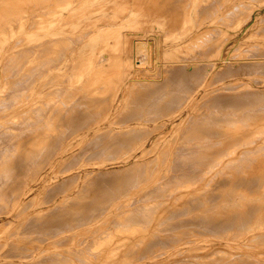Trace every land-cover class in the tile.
Listing matches in <instances>:
<instances>
[{
	"label": "rangeland",
	"instance_id": "1",
	"mask_svg": "<svg viewBox=\"0 0 264 264\" xmlns=\"http://www.w3.org/2000/svg\"><path fill=\"white\" fill-rule=\"evenodd\" d=\"M32 1V0H31ZM115 1V0H114ZM123 1V2H122ZM119 0L117 2H113L112 4V11L115 12L117 8H118V14H116L118 16V19H123L124 16L128 15L129 13H132L133 10H138L139 9V5H140V1L139 0ZM130 3H129V2ZM134 1V3H133ZM213 1V2H212ZM263 3H262V2ZM136 2V3H135ZM139 2V3H137ZM184 2V3H183ZM194 2V3H193ZM219 4H215L217 3ZM227 2L229 3V0H227ZM240 0H236V2L234 3V5H229L226 8L229 9L231 8V10H228L225 8L226 6V1L223 0H183L181 5V10H180V14L183 15V17L180 15V18H183L182 20L180 18L179 19V24H178V20L176 21V25H175V21L172 22L173 25L172 28H170L171 26H167L165 27L162 32H161V39L163 41V51L160 54V62L159 64H161V70L157 72L153 71L151 72L149 69V63H148V59L143 58L142 55V51L144 52V50L141 51V48H144L143 45V40H141V43L138 46L136 44V47L139 48V50L137 49V57L136 60H140V61H144V63L146 64V71L145 72H141L139 77H143L145 79H137V80H132L129 79L130 75L126 73V75L124 74L125 72H123L121 69L116 72L115 68V64L113 65L114 62V58H115V52L112 50V48L115 50V47H119L121 44L114 41L112 45L109 46L108 49H111V51L109 50L110 54L109 56L111 57V55L113 56V58H111L110 60L108 59L107 63L110 65H107V67L105 69H107V71H105V69H99L98 71L95 70H91L90 68H88V66L90 65V60H89V52L87 51H83L81 48L83 46L84 43H86V39H88V36L90 37V31H92L91 28H87V29H83L81 32L73 34L69 39V41H67L66 44H63V48H65V50H67L68 46L70 51L71 49L78 47V49H72L71 52L67 51L66 54H68L69 56V61H72L71 64L68 61H66V71H67V67L70 65V67H68L69 71L68 72H63L62 73V77L60 76V80L62 82H64V79H66L67 81H65L63 83V88L61 90L60 93V100L54 101L56 100V95L53 96H48V97H52L51 99H48V97L45 96H40V98L38 97L36 99V101L33 102V104L28 105V110L27 113L25 112L26 110H23L22 113H25V115L27 116L26 119L24 118H16V119H2L0 120V188L2 186V188L0 189V196L1 194H3L0 198L3 200H0V264H147L151 263L152 264H264V235L261 234L260 230H264V210L260 209L259 206L258 209L259 210H263V211H258L256 213L257 216H254V218H252L251 221L252 222V226L251 225V221L249 223H247V225H245L241 229H231L226 231H223L222 229V233L218 232V230H209L207 229L204 224L207 223L206 218H209V216L211 218H216L215 216L218 217V215H220V217L229 214V212H231L230 210H232V212L234 211V208L236 209L235 211H237V209H239L243 204L245 205V200H247V198H251L254 197V195H252L253 193H259L261 191V194L264 191V184L260 185V186H256V188L254 187L255 190H258L259 192L254 190L252 191L253 187H247L245 188V184L244 187L242 186V184H240L239 179L241 175H246L247 174V169H250L251 171H255V167L254 164H256L255 161H258L257 163H259V160L262 161L263 159L260 158L264 155V128L262 129V127H260L259 125H261V122H259L260 124H257L256 121H262V126L264 125V121L260 120L261 118H259L256 115L258 114H264V46L260 45L256 40L258 39L257 37H252L250 38L251 41L250 42H245V43H241L242 39H235L237 36L241 33V28L239 27H232L231 24L233 25V20H234V25L240 21V26L241 23H243L244 21H248L249 20V15H253V13L255 14L258 10H262L261 14L262 17L256 16V18L258 19V17L261 20H258L256 22V24L252 27V29H250V31H252V34L254 35L255 33L257 35L263 36L264 34V1L263 0H244L241 1L242 4L244 2L243 5H241V3H239ZM32 6H36L38 8V0H34L32 1ZM121 3V6H119ZM123 3V4H122ZM224 3V5H222ZM246 3V4H245ZM118 5V6H114V5ZM131 4V8L129 9ZM186 6H185V5ZM206 4V5H205ZM237 4V5H236ZM126 5H128V8L126 7ZM135 5V6H133ZM137 5V6H136ZM184 5V7H183ZM188 5V6H187ZM198 5V6H197ZM208 5V6H207ZM236 5V6H235ZM239 5H241V8ZM246 7H245V6ZM261 5V6H260ZM238 6V7H237ZM115 9H114V8ZM125 7V10H123ZM216 7V8H215ZM237 7V8H235ZM241 9H240V8ZM36 8V11L38 10ZM199 8V9H197ZM202 8V9H201ZM210 8V9H209ZM234 8V9H233ZM246 8V10L244 9ZM263 8V9H261ZM122 9V11L120 10ZM127 9L129 10L127 12ZM132 9V10H131ZM184 9V10H183ZM196 9L198 11H196ZM214 9H222L220 10L218 13L213 11ZM238 9H240L239 11H237ZM130 10L132 12H130ZM200 10V11H199ZM236 10V11H235ZM248 10V11H247ZM196 11V12H195ZM208 11V12H207ZM228 13H227V12ZM231 11V12H230ZM234 14H233V12ZM242 11V12H241ZM122 12V13H121ZM215 13V21H213V23L209 26V29L205 28L204 30H200L199 32H202L200 34H197L191 38H189V40L187 42H182L180 44H177V38L179 39L181 36L185 35L191 28H192V24H193V19L191 18L192 15H196L198 13H201V17L203 19V22H205V20H208L210 18L211 15H214ZM123 15H120V14ZM128 13V14H127ZM209 13V15H208ZM226 13V14H225ZM233 14V17L231 14ZM236 13V14H235ZM244 14V15H243ZM217 15V16H216ZM220 15V17H219ZM240 15V16H239ZM256 15V14H255ZM125 16V18H126ZM190 16V17H189ZM209 16V17H208ZM232 19L231 21V18ZM239 16V17H238ZM179 17V16H178ZM208 17V18H207ZM229 17V18H227ZM188 18V19H187ZM190 18V19H189ZM196 18V16H195ZM222 18V19H221ZM237 18V19H236ZM228 19V21H227ZM246 19V20H245ZM244 20V21H243ZM236 21V23H235ZM232 22V23H231ZM245 22V23H246ZM254 21L251 20V22L249 23L250 25H252ZM244 23V24H245ZM198 24V23H197ZM242 24V25H244ZM175 25V26H174ZM218 25V26H217ZM148 26H142L141 29H144ZM176 27V28H174ZM223 27V29H222ZM216 30H215V29ZM219 30H218V29ZM171 31H170V30ZM214 29V30H213ZM122 30H124L125 32H137V30L139 31L140 29L137 27H131L128 25L123 24L122 25ZM221 30V31H220ZM227 30V31H226ZM88 32L85 34V32ZM170 31V32H169ZM255 31V32H254ZM259 31V32H258ZM208 32V33H207ZM231 32V33H230ZM83 35H82V34ZM164 33V34H163ZM205 33V35H204ZM251 33V32H250ZM80 34V35H79ZM88 34V35H87ZM154 34V35H153ZM168 34V35H167ZM210 34V35H209ZM75 35V36H74ZM78 37H77V36ZM81 35L85 36L82 37L81 39ZM165 38H163V36ZM167 35V36H166ZM203 35V36H202ZM80 36V37H79ZM155 36V32H153L150 36V41L154 44L156 40H152V37ZM236 36V37H235ZM78 39H77V38ZM139 37V36H138ZM167 37V38H166ZM202 37V38H201ZM76 38V40H74ZM137 38V37H136ZM73 39V40H72ZM81 39V40H79ZM203 39V40H202ZM234 39V40H233ZM72 40V41H71ZM197 40V41H196ZM224 40V41H223ZM232 40V41H231ZM84 41V42H83ZM118 41H121V39H119ZM237 41V42H236ZM76 42V43H75ZM205 42V43H204ZM231 42V43H230ZM69 43V45H68ZM75 43V44H74ZM83 43V44H81ZM201 43V44H200ZM203 43V44H202ZM230 43V44H229ZM250 43V44H249ZM82 46H81V45ZM115 44V46H114ZM120 44V45H119ZM205 44V45H204ZM73 45V47H72ZM119 45V46H116ZM156 44H154L155 46ZM195 45V46H194ZM201 45V46H200ZM227 45V46H226ZM251 45V46H250ZM113 46V47H111ZM191 46V47H190ZM224 46H226L225 48V52L224 54L226 56H223L225 60L229 59V58H233L232 60H228L227 63H225V65L223 66L222 69H218L216 71H213V68L215 66V62L217 60L221 59V51L223 50ZM72 47V48H71ZM223 47V48H222ZM62 48V49H63ZM222 48V50H221ZM240 48V49H239ZM254 48V49H253ZM37 49V50H35ZM258 49V50H257ZM33 53L36 55L37 52V56H38V60H36L34 62V64L31 66V70L29 68L30 73H34L36 68L37 70L41 67H43V63L41 61V51L39 47H35L33 49ZM64 50V49H63ZM64 50V52H65ZM83 53H82V51ZM188 50V51H186ZM194 50V52H193ZM230 50V52H229ZM261 50V51H260ZM182 51V52H180ZM187 52V55L185 56L184 53ZM196 51V53H195ZM216 51V52H215ZM63 52V51H62ZM69 52V53H68ZM79 53V54H75V53ZM141 52V53H140ZM192 52V53H191ZM199 52V53H198ZM204 52V53H203ZM245 52V54H244ZM72 53V54H70ZM88 53V55L86 54ZM195 53V55H194ZM201 53V54H200ZM172 54V55H171ZM200 54V55H199ZM209 54V55H208ZM34 55V56H35ZM174 55V56H173ZM179 55V56H177ZM191 58H190V56ZM194 55V58H193ZM248 55V56H247ZM76 56V57H75ZM78 56V57H77ZM142 56V57H141ZM199 56V57H198ZM208 56V57H207ZM72 57V58H71ZM74 57V58H73ZM88 57V58H87ZM222 57V58H223ZM37 59V57H35ZM79 58V60H78ZM87 58L85 61L83 59ZM98 58V57H97ZM96 58V59H97ZM143 58V60H142ZM172 58V59H171ZM203 58V60H202ZM220 58V59H219ZM240 58V59H239ZM244 58V59H243ZM248 58V59H247ZM263 58V59H262ZM9 59L6 62H10V58H6ZM72 59V60H71ZM157 59L156 57H154V60ZM186 59L190 60L188 62H192V61H198L196 64L197 66H201L198 70L200 72H198L197 70L190 75L187 74L189 77H187V75H184V73H182L180 75V72L177 73L178 70L174 71L176 68L175 65L177 66V63H183L184 61H187ZM208 59V60H207ZM222 59V60H224ZM243 59V60H241ZM247 59V60H246ZM257 59V60H256ZM78 60V61H77ZM83 60V61H81ZM89 60V61H87ZM147 60V62H146ZM158 60V59H157ZM216 60V61H215ZM39 63H36L38 62ZM77 61V62H76ZM79 61H81L79 64ZM87 61V65L83 64V62ZM111 61V62H110ZM203 61V62H202ZM212 61V62H211ZM258 61V62H257ZM199 62L201 63L199 65ZM243 62V63H241ZM245 62H250V63H245ZM261 62V63H260ZM78 63V64H77ZM140 63V62H139ZM171 63V64H170ZM174 63V64H173ZM211 63H213V65L211 66ZM231 63V64H230ZM3 65H5V61H3L2 63ZM11 64V62L9 63ZM42 64V65H41ZM74 64V65H73ZM209 64V65H207ZM230 64V65H229ZM244 64L246 66H244ZM253 64V65H252ZM259 64V65H258ZM263 64V65H262ZM38 65L36 68H34L33 66ZM41 65V67H40ZM81 65L83 67H81ZM86 67H85V66ZM169 65V66H168ZM230 67H229V66ZM241 65V67H240ZM248 65V66H247ZM7 67V64L5 65ZM4 66V67H5ZM8 65V67L4 68V70H2V72H7L10 75V70L12 68V66ZM73 66V68L71 67ZM76 66V68H75ZM78 66V67H77ZM113 66V67H112ZM179 66V65H178ZM228 66V68H227ZM236 66V67H235ZM239 66V67H238ZM33 67V68H32ZM85 67V68H84ZM110 67V68H109ZM203 67V68H202ZM225 67V68H224ZM246 67V69H245ZM249 67V68H248ZM252 67V68H251ZM9 68V71H7ZM79 68V69H78ZM80 68L82 71H84V73L82 71H80ZM170 68V70L168 69ZM171 68H174V70H171ZM179 69V67H177ZM182 68V67H181ZM196 68V69H198ZM208 68V69H207ZM73 69H77V70H73ZM112 69V70H111ZM211 69V70H210ZM227 69V70H226ZM231 69V71H229ZM36 70V75L35 73L32 75L30 73H28L29 78L27 76V80H26V87L23 90H19L18 94H21V91H27V88L32 89L31 87H33V89L36 91L40 90V87L42 86V82L41 81V76L42 74L39 75L38 72ZM42 70V69H39ZM73 70V71H72ZM88 70H89V74H88ZM102 70V71H101ZM109 70V71H108ZM168 70V71H166ZM205 72H204V71ZM208 70V71H207ZM245 70V71H244ZM248 70V71H247ZM28 71V72H29ZM32 71V72H31ZM78 71V73L76 72ZM87 74H86V72ZM92 71V72H91ZM94 71V72H93ZM105 71V72H104ZM114 73H112V72ZM149 73H148V72ZM167 74H166V72ZM210 71V73H209ZM228 71V72H227ZM235 71V74H233ZM80 72V73H79ZM83 75H81L82 73ZM109 72V73H108ZM225 72V73H224ZM246 72V73H245ZM3 73V74H4ZM41 73V72H40ZM77 73V75H76ZM144 73V74H142ZM161 73V74H160ZM169 73V74H168ZM209 73V74H208ZM224 73V74H223ZM238 73V74H237ZM252 73V75H251ZM64 74V75H63ZM85 74V75H84ZM101 77H100V75ZM113 74V75H112ZM154 74V75H153ZM175 74H179L178 76ZM5 75V77H4ZM3 75L4 77V85L5 88H7L8 91L10 92L11 90V86L10 84H7L9 81V78H7V74L5 73ZM7 75V76H6ZM88 75V78H86ZM112 75V76H110ZM126 77H125V76ZM169 75V76H168ZM224 75H226L224 77ZM247 75V76H246ZM36 76V77H35ZM79 76V77H77ZM85 76V77H84ZM108 76H110L109 78H107ZM124 76V77H123ZM183 76V77H182ZM232 76V77H231ZM10 77V76H9ZM37 77H40V81L38 79L37 81ZM66 77V78H65ZM82 77V78H81ZM90 77V78H89ZM100 77V79H99ZM129 77V78H128ZM153 79H151V78ZM162 77V78H161ZM166 77V78H165ZM182 77V78H181ZM186 77V78H185ZM190 77L192 79H190ZM205 77V78H204ZM230 77V78H229ZM75 78V80H74ZM79 78V80H78ZM80 78L82 81L85 80L87 81L85 84L83 82H79ZM84 78V79H83ZM103 78V81H102ZM105 78V80H104ZM187 80H185V79ZM224 78V79H223ZM30 79H34V84L33 80H31L32 84H34V86L32 84H30L31 82L28 81ZM77 79V80H76ZM92 79V80H91ZM128 81H127V80ZM251 79V80H250ZM100 83H99V81ZM112 80V81H111ZM124 80V81H123ZM166 80V81H165ZM185 80V81H184ZM224 80V81H223ZM78 83H77V82ZM91 81V82H90ZM94 81H98V82H94ZM114 81V82H113ZM123 81V82H120ZM162 81V82H160ZM183 81V82H182ZM188 81V82H187ZM199 81V82H198ZM201 81V82H200ZM220 81V82H219ZM6 82V83H5ZM30 82V83H28ZM39 82V85H38ZM69 82V83H67ZM75 82V83H74ZM130 82V83H129ZM133 82V83H131ZM135 82V83H134ZM140 82V83H139ZM142 82V83H141ZM148 82V83H147ZM186 82V83H185ZM193 82V83H192ZM205 82V83H204ZM239 82V83H237ZM263 82V83H262ZM66 83V85H65ZM73 83V84H71ZM90 83V84H88ZM105 83V84H103ZM109 83V86H107ZM129 83V84H128ZM152 83V85H151ZM162 83V84H161ZM197 83V84H196ZM203 83V84H202ZM231 83V84H230ZM30 84V85H29ZM97 84V85H96ZM102 84L105 86H102ZM126 84V85H125ZM136 84V85H135ZM193 84V85H192ZM227 84V85H226ZM8 85V86H7ZM32 85V86H31ZM69 85V86H67ZM71 85V86H70ZM76 85V86H75ZM84 85V86H83ZM86 85V86H85ZM92 85V86H91ZM132 85V86H130ZM143 85V86H142ZM192 85V86H191ZM198 85V86H197ZM235 85V86H234ZM31 86V87H29ZM65 86V88H64ZM68 89H67V87ZM102 86V88H101ZM129 86V87H128ZM141 88H140V87ZM146 86V87H145ZM172 86V87H171ZM190 86V87H189ZM200 86V87H199ZM224 86H226V89ZM35 87V88H34ZM70 87V90H69ZM79 87V88H78ZM87 87V88H86ZM97 87V88H96ZM128 87V88H127ZM132 87V88H131ZM134 87V88H133ZM136 87V88H135ZM143 87V88H142ZM154 87H156L157 89H155ZM186 87V88H185ZM220 87V88H219ZM234 87V89H233ZM247 87V88H246ZM4 88L3 94H8L9 92L6 91L7 89ZM37 88L39 90H37ZM110 88V89H109ZM146 90H145V89ZM151 88V89H150ZM197 88H200V91H198L197 93ZM232 88V89H230ZM10 89V90H9ZM77 89V91L75 90ZM83 89V90H81ZM95 89V90H94ZM98 89V90H97ZM128 89V90H127ZM151 91H150V90ZM162 89V90H161ZM217 89V90H216ZM72 90V91H71ZM107 90V91H105ZM140 90V91H139ZM157 90V91H156ZM220 90V91H219ZM225 90V91H224ZM232 90V91H231ZM242 90V91H241ZM255 90V91H254ZM31 90H28L27 92H29ZM92 91V92H91ZM96 91V92H95ZM98 91V92H97ZM101 91V92H99ZM105 91V93H104ZM135 91V92H134ZM143 91V92H142ZM145 91V92H144ZM162 91V92H161ZM179 93H176V92ZM206 91V92H205ZM222 91V92H221ZM224 91V92H223ZM249 91V92H248ZM12 92V91H11ZM9 93L6 97H11V99L13 98L12 93ZM68 92V93H66ZM137 92V93H136ZM164 92V93H163ZM194 92V94H193ZM196 92V93H195ZM221 92V93H220ZM226 92V93H225ZM245 92V93H244ZM74 93V94H73ZM87 93V94H86ZM92 93V94H91ZM95 93V94H94ZM143 93V95H142ZM150 93V94H149ZM153 93V94H151ZM188 93V94H187ZM201 93V94H200ZM230 93V94H229ZM236 93V94H235ZM240 93V94H239ZM252 93V94H251ZM255 93V94H254ZM1 94V97L2 95ZM5 94V95H6ZM12 94V96H11ZM17 94V93H15ZM17 94V95H18ZM81 94V95H80ZM115 94L120 96V100L118 102V106L117 109H115L114 112H111V110H107L108 108L111 109L112 105L110 104V102L113 104V99L115 97ZM141 94V95H140ZM146 94V95H145ZM159 94V95H158ZM166 94V95H165ZM178 94V95H177ZM192 94V95H191ZM196 94L197 98H194ZM216 94V95H215ZM218 94V95H217ZM219 94L221 95V97L219 96ZM224 96H223V95ZM242 94V95H241ZM261 98H259L257 95ZM75 95V96H74ZM105 95V97H104ZM108 95V96H107ZM161 95V96H160ZM228 95V96H227ZM237 98H236V96ZM253 95V96H252ZM263 95V96H262ZM4 96V95H3ZM19 96V95H18ZM67 96V97H66ZM82 96V97H81ZM84 96V97H83ZM138 96V98H137ZM143 96V97H142ZM145 96V97H144ZM156 96V97H155ZM178 96V98H176ZM191 96V97H190ZM200 96V97H199ZM234 96V98H233ZM252 96V98H251ZM256 96V98H255ZM7 98L6 100L1 99L0 100V106H2V108L0 107V115L5 114V112L7 110L10 109V107L12 106L11 104V99ZM42 97V98H41ZM44 97V98H43ZM47 97V98H46ZM77 97V98H76ZM78 97L80 99H78ZM126 97V98H125ZM173 97V98H172ZM204 97V98H203ZM225 97H227L225 99ZM66 98V99H65ZM71 98V99H70ZM72 98H74L72 100ZM83 98H85L83 100ZM98 98V100H97ZM101 98V99H100ZM108 98V99H106ZM111 98V99H110ZM140 98V99H139ZM144 98V99H143ZM156 98V100H154ZM163 98V99H162ZM167 98V99H166ZM233 98V100H232ZM241 98V99H239ZM46 99V101H45ZM80 102H78V100ZM91 99V101L89 100ZM93 99V101H92ZM100 99V100H99ZM103 99V100H102ZM177 99L180 101H177ZM191 99V101H190ZM236 99V100H235ZM238 99V100H237ZM259 101H256V100ZM10 100V101H9ZM43 100V101H41ZM68 100V102H70L68 104V102L66 101ZM71 100V101H69ZM75 100V101H74ZM83 100V101H82ZM89 100V101H88ZM141 100V101H139ZM145 100V101H144ZM174 100V101H172ZM212 100V102H211ZM218 100V101H217ZM220 100V102H219ZM241 100H243L244 102H247L244 104V102H242ZM253 100V101H252ZM261 100V101H260ZM65 102L66 105H64L63 103ZM77 101V102H76ZM88 103H87V102ZM172 101V102H171ZM214 101V102H213ZM224 104H223V102ZM226 101V102H225ZM239 101V102H238ZM241 101V102H240ZM8 103V106L6 105V108L9 107V109L7 108V110L4 108V106L1 104H5ZM50 102V103H49ZM53 102V103H52ZM55 102V103H54ZM58 102H60V104H58ZM78 103V106L76 105V103ZM83 104H82V103ZM121 102V103H120ZM128 102V103H127ZM144 102V103H143ZM151 102L153 104H151ZM161 102V103H160ZM216 102V103H215ZM222 102V103H221ZM258 102V103H257ZM206 103V104H205ZM211 103V104H210ZM215 103V104H213ZM230 103V104H228ZM45 104V105H44ZM50 104H54L53 107L51 105L52 108L49 107ZM63 104V105H62ZM86 104V105H85ZM94 104V105H93ZM105 104V105H103ZM110 104V105H108ZM136 104V105H135ZM150 104V105H149ZM164 104V105H162ZM203 104V105H202ZM221 104V105H219ZM233 104V105H231ZM60 105V106H59ZM82 105V106H81ZM93 105V106H92ZM138 105V106H137ZM171 105V107H170ZM258 105V106H257ZM32 106V108H31ZM58 106V107H57ZM67 107L65 109L69 108V113H73V114H78L79 112L75 111H82L80 112L81 115H84V118L86 119L85 122H89L88 120L94 121L96 122L98 119H103L104 115L105 117L108 116V114H111V118L107 117V119L103 120L104 122H108V124L103 127V129H100L101 131H97L96 133H93L90 137L88 138H82L79 136H76L72 139L68 138V134L70 133V131L72 129H75L77 126H75L74 128L72 127L71 123L69 125V121L71 122L72 120H69L68 122H66L65 120L62 122L63 124H68V128L65 127V125L63 124H58L57 123V115L58 112H60L58 110V108H64ZM70 106V107H69ZM77 106V108H76ZM84 106V107H83ZM106 106V107H105ZM110 106V107H109ZM194 106V107H193ZM197 106V107H196ZM206 106V107H205ZM244 106V107H243ZM248 106V109H247ZM253 106V107H252ZM255 106V107H254ZM30 107V108H29ZM39 107V108H37ZM44 107V108H42ZM50 108V111H57L56 113H52L49 110H47V108ZM75 107V108H74ZM126 107V108H125ZM150 109H149V108ZM155 107V108H154ZM165 107V108H163ZM180 107V108H179ZM219 107V108H218ZM243 107V108H242ZM252 107V108H251ZM56 108V110L54 109ZM72 108V109H70ZM93 108V110H92ZM96 108V109H95ZM125 108V109H124ZM163 108V110H162ZM2 109V110H1ZM32 109V110H31ZM38 109V110H37ZM43 109V113L47 112L45 116H50L51 114H53L52 116L48 117H44V115H41L38 117L39 112H41V110ZM52 109V110H51ZM54 109V110H53ZM91 111H90V110ZM99 109V110H98ZM147 109V110H146ZM158 109V110H156ZM165 109V110H164ZM218 109V110H217ZM237 109V110H236ZM251 109V110H250ZM263 109V110H262ZM72 110V111H71ZM103 110H107V112L105 113ZM123 110V111H121ZM134 110V111H133ZM184 113V119L182 120V118L180 116L177 115V113H179L180 111ZM185 110V111H184ZM205 110V111H204ZM261 112H259V111ZM98 111V112H97ZM110 111V112H108ZM169 111V112H168ZM213 111V112H212ZM219 111V112H218ZM226 111V112H225ZM228 111V112H227ZM263 111V113H262ZM34 112V113H33ZM50 114H49V113ZM88 114V112H90L88 115L90 117H85L86 113ZM92 112V113H91ZM121 112V113H120ZM158 112V113H156ZM162 112V113H161ZM203 112V113H202ZM205 112V113H204ZM215 112V113H214ZM223 112V113H222ZM225 112V114H224ZM236 112V113H234ZM255 114H254V113ZM42 112L40 114H43ZM79 113V114H80ZM99 113V114H98ZM115 113V114H114ZM208 113V115H207ZM227 113V114H226ZM31 114V115H30ZM33 114V116H32ZM56 114V116H55ZM93 114V115H91ZM103 114V115H102ZM109 114V115H110ZM186 114V115H185ZM195 114V115H193ZM215 114V115H214ZM224 114V115H223ZM86 115V116H88ZM95 115H100V116H95ZM121 115V116H120ZM150 115V116H149ZM164 115V116H163ZM173 115L175 116L174 118L177 119L175 121L174 124L171 123ZM212 115V117H211ZM214 115V116H213ZM221 117H220V116ZM234 115V116H233ZM251 115V116H250ZM29 116V117H28ZM37 116V117H36ZM54 116V117H53ZM154 116V117H153ZM196 116V118H195ZM218 116V117H217ZM232 116V117H231ZM53 117V119H52ZM56 117V119H54ZM96 120H95V118ZM104 117V118H105ZM114 117V118H113ZM150 117V118H149ZM164 117V118H163ZM46 118V120H45ZM88 118V119H87ZM119 120H118V119ZM167 118V119H166ZM181 118V119H180ZM207 118V120H206ZM212 118V119H211ZM219 118V120H218ZM229 118V119H228ZM18 119V120H17ZM48 119V121H47ZM50 119V121H49ZM52 119V120H51ZM100 119V120H101ZM117 119V120H116ZM130 119V120H129ZM132 119V120H131ZM196 119V120H195ZM199 119V120H197ZM214 119V120H213ZM246 119V120H245ZM42 120V121H41ZM56 120V122L54 123V121ZM113 120V121H112ZM115 120V121H114ZM171 120V121H170ZM194 120V121H192ZM216 120H218L216 122ZM224 120V121H223ZM226 120V121H225ZM235 120V121H234ZM248 120V121H247ZM15 121V123H14ZM20 121V122H19ZM32 121V122H31ZM47 121V122H46ZM76 121V120H74ZM144 121V122H143ZM190 121V122H188ZM212 122V123H206V122ZM231 121V123H230ZM65 122V123H64ZM73 122V121H72ZM77 122V123H76ZM75 122V124L77 125L79 122L78 120ZM115 122V123H113ZM120 122V123H119ZM124 122H125V126H124ZM128 122V123H127ZM131 122V123H130ZM200 122V125H198L197 123ZM215 122V123H214ZM222 122V124H220ZM233 122V124H232ZM255 122V123H254ZM9 123V124H8ZM11 123V125H10ZM31 125H30V124ZM32 123L34 125H32ZM44 123V124H43ZM59 125H57V124ZM113 123V124H112ZM122 123V124H121ZM135 123V124H134ZM140 123V124H139ZM192 125H191V124ZM214 123V124H213ZM220 125H218V124ZM224 123V125H223ZM226 123V124H225ZM230 125H229V124ZM245 123V124H244ZM252 123V124H251ZM256 125H254V124ZM3 124V125H2ZM21 124V125H19ZM36 124V125H35ZM55 124V127L54 125ZM133 124V125H131ZM138 124V125H137ZM197 124V127H196ZM202 124V125H201ZM209 124V125H207ZM213 124V126H212ZM216 124V125H215ZM232 124V125H231ZM235 124V125H234ZM53 125V126H52ZM57 125V126H56ZM111 125V126H110ZM117 127H116V126ZM123 125V127H122ZM147 125V126H146ZM149 125V126H148ZM195 125V127L193 126ZM206 125V126H204ZM215 125V126H214ZM222 128H226V129H234V131H237L239 133V136H241L242 130L243 134L241 137L242 140L240 142L239 145H237L238 143L236 142V145L234 146L235 149H233V145H232V150L231 148L228 149H223L222 152H218L215 154H211L209 149H213L216 146H219V144L221 143L219 141V136L218 135H209V134H205L204 136H197L198 134H204L206 133L203 129H205L207 126L212 130H214L215 128L217 129V127H221ZM226 125V126H225ZM229 125V126H228ZM251 125H254L250 128ZM257 125L259 128H257ZM21 128H19V127ZM45 126V127H44ZM52 129H51V127ZM67 126V125H66ZM225 126V127H224ZM228 126V127H227ZM231 126V127H230ZM31 127V128H30ZM42 127H44L43 129H41ZM49 127V128H48ZM115 129H113V128ZM123 130V132L121 131V129ZM126 129H125V128ZM131 127V128H130ZM144 127V128H142ZM160 127V128H159ZM192 127V128H191ZM200 127H202L203 129L200 130L202 132L199 133V129H201ZM241 129H240V128ZM245 127V128H244ZM259 129V130H257ZM264 127V126H263ZM7 128V130H6ZM19 128V129H18ZM38 128V129H37ZM65 128V129H64ZM81 127H79L80 129ZM119 128V129H118ZM147 128V129H146ZM155 128V129H154ZM198 131H196V129ZM237 128V129H236ZM243 128V129H242ZM253 128V129H252ZM260 134H258L259 132ZM3 129V130H2ZM39 129H41L42 131H40ZM63 129V130H62ZM107 129V130H106ZM117 129V130H116ZM135 130V132H133V130ZM151 129V130H150ZM194 131H192V130ZM208 129V128H206ZM251 131L249 132L248 130ZM25 130V132H24ZM28 130V132H27ZM30 130V131H29ZM32 130V131H31ZM105 130V131H104ZM130 130V131H129ZM143 130V132H142ZM239 130L241 132H239ZM253 130V131H252ZM262 130V132H261ZM4 131V132H3ZM9 131V132H8ZM19 131V132H18ZM21 131V132H20ZM38 131V132H37ZM57 131V132H55ZM76 131V129H75ZM121 131V132H120ZM132 131V132H131ZM178 131V132H177ZM256 131V132H255ZM12 132V133H10ZM41 132V133H40ZM52 132V133H51ZM62 132V133H60ZM69 132V133H68ZM71 132V133H72ZM120 132V133H119ZM141 132V133H140ZM192 136H191V134ZM196 132L198 134H196ZM249 132V133H248ZM3 133V134H2ZM33 133V134H32ZM35 133H37L35 135ZM119 133V134H118ZM126 133V134H125ZM137 133V134H136ZM245 133V134H244ZM251 133H253V135H251ZM2 134V135H1ZM50 134V135H49ZM101 134V135H100ZM106 134V135H105ZM122 134V136H121ZM129 134H131V136H129ZM145 134V135H144ZM246 134H250V136L246 135ZM254 134H256L254 136ZM258 134V135H257ZM263 134V135H262ZM5 135V136H4ZM46 135V136H45ZM95 135V136H94ZM99 135V136H98ZM128 135V136H126ZM187 135V136H186ZM260 135V136H259ZM13 136V138H12ZM41 139H40V137ZM56 136V137H55ZM117 136V137H116ZM126 136V137H125ZM197 136V138H196ZM211 136V137H210ZM227 137H232V134L229 133L226 135ZM238 136V137H239ZM253 138H252V137ZM3 137V139H2ZM23 137V138H22ZM62 137V138H61ZM110 137V138H109ZM115 137V138H114ZM127 137L129 139H127ZM135 137V139H134ZM183 137V138H181ZM199 137V138H198ZM206 137V139H205ZM208 137V138H207ZM218 139H217V138ZM11 140H10V139ZM28 138V139H27ZM65 138V141H64ZM118 138V139H116ZM123 138V140H122ZM125 138V139H124ZM130 138L132 141H130ZM143 138H145L143 140ZM211 138V139H210ZM213 138V139H212ZM245 138V139H244ZM259 138V139H257ZM262 138V142L261 139ZM34 139V140H33ZM67 139V140H66ZM127 139V141H126ZM180 139V140H179ZM192 139V140H190ZM196 139V140H195ZM198 139H200L198 142ZM208 139V140H207ZM215 139V140H214ZM43 140V141H42ZM73 140V142H71L70 144H68V141ZM109 140V141H108ZM115 140V143H114ZM138 140V141H137ZM183 140V141H182ZM206 140V141H205ZM210 140V141H209ZM237 140H240V138H238ZM243 140H247L243 143ZM251 140V141H249ZM256 141V144H252L254 143L253 141ZM259 140V144H257ZM26 141V142H25ZM33 141V142H32ZM67 141V142H66ZM105 141V142H104ZM107 141V142H106ZM123 141V142H121ZM126 141V142H125ZM140 141V142H139ZM145 141V142H144ZM147 141V142H146ZM185 141V142H184ZM197 141V143H196ZM214 141V142H213ZM219 141V142H218ZM14 142V143H13ZM28 142V143H27ZM32 142V143H31ZM109 142L111 144H109ZM137 142V143H136ZM139 142V143H138ZM177 142V144H176ZM205 144H204V143ZM209 142V143H208ZM213 142V143H212ZM216 142V143H215ZM219 144H218V143ZM246 142H248L246 144ZM2 143V144H1ZM4 143V144H3ZM21 145H18V144ZM26 143V144H25ZM67 143V144H66ZM120 143V144H118ZM124 143V144H123ZM136 145H134V144ZM143 143V144H141ZM193 143V144H192ZM207 143V144H206ZM212 143V144H211ZM244 144V148L246 149V147L250 150L248 151L245 150L244 148H242V144ZM25 144V145H24ZM35 144V145H34ZM40 144V145H39ZM45 144V145H44ZM55 144V145H54ZM63 144V145H62ZM118 144V145H117ZM129 146H128V145ZM192 144V146H191ZM202 144V145H201ZM252 146H251V145ZM15 145V146H14ZM18 145V146H17ZM39 147H38V146ZM43 145V146H42ZM50 145V146H49ZM53 145V146H52ZM60 145L64 146L61 147ZM68 145V146H67ZM110 145V146H109ZM116 147H114V146ZM120 145V146H119ZM124 147H123V146ZM146 146V149L143 153V151H140L141 147ZM186 145V146H185ZM198 145V147H197ZM209 145V146H208ZM246 145V147H245ZM258 145H261L260 147ZM10 146V147H9ZM24 146V147H23ZM48 146V147H47ZM70 146V147H69ZM89 146V147H88ZM133 146V147H132ZM136 146V148H135ZM156 146V147H155ZM240 146V147H237ZM257 146V147H256ZM17 147V150H16ZM19 147V149H18ZM28 147V148H27ZM56 147V148H55ZM78 147V148H77ZM158 147V148H157ZM182 149H181V148ZM194 147V148H193ZM202 147V149H201ZM205 147H207L206 149H204ZM32 148V149H31ZM38 148V150L36 149ZM53 148V149H52ZM61 148L62 150L60 151ZM67 148V149H66ZM96 148V149H95ZM126 148V149H125ZM138 148V149H137ZM155 148V149H154ZM163 148V149H162ZM197 148V149H196ZM236 148H238L236 150ZM240 148V149H239ZM255 148V149H254ZM37 150L35 152V150ZM50 149V150H49ZM59 149V150H58ZM71 149V150H70ZM128 149V150H127ZM167 149V150H166ZM184 149V150H183ZM190 149V150H189ZM243 149L244 152L241 150ZM24 150V151H23ZM56 155H62L63 157L65 156V158L62 157L63 160L62 162H60L59 158L57 159V156H52L53 154H55L54 152H56ZM66 150V151H65ZM90 150V151H89ZM114 150V151H113ZM121 150H123L124 152H122ZM133 150V152H132ZM148 150V151H147ZM196 150V151H195ZM202 150V151H201ZM209 150V151H208ZM226 150V151H225ZM235 150H236V154H235ZM19 151V152H18ZM51 153H50V152ZM53 151V152H52ZM63 151L67 152L64 153ZM109 151V152H108ZM127 151V152H126ZM138 151L139 156L137 157V161H139V163H137L136 165H131V167L129 168H122L120 169V164L122 163V161L126 158V156H128V154L130 155L131 153ZM200 151V152H199ZM207 151V152H206ZM240 151L239 155L238 152ZM256 151V152H255ZM261 153H260V152ZM263 151V153H262ZM6 152V153H5ZM40 156H39V154ZM75 152V153H74ZM165 152V153H164ZM177 152V153H176ZM204 152V153H201ZM206 152V153H205ZM209 152V153H208ZM229 152V153H227ZM248 154H247V153ZM6 155H4V154ZM8 153V154H7ZM15 155H14V154ZM27 153V154H26ZM33 153V155H31ZM62 153V154H61ZM86 153V154H85ZM105 153V154H104ZM144 155H143V154ZM158 153V154H157ZM200 155H199V154ZM222 153V154H221ZM225 153V154H224ZM232 155H231V154ZM243 153V154H242ZM246 153V154H245ZM43 154V155H42ZM50 154V155H49ZM64 154V155H63ZM84 154V155H83ZM122 154V155H121ZM186 154V155H185ZM188 154V155H187ZM191 154V155H190ZM196 154V155H194ZM208 154V155H207ZM234 154V155H233ZM245 154V155H244ZM17 155V156H16ZM29 155V156H28ZM38 155V156H37ZM72 155V156H71ZM83 155V156H80ZM90 155V156H89ZM124 155V157H123ZM143 155V156H142ZM154 155V156H153ZM164 155V156H163ZM207 155V156H206ZM219 155V156H218ZM226 155V156H225ZM5 156V157H4ZM9 156V157H8ZM24 156V157H23ZM32 158H31V157ZM43 156V157H42ZM71 156V157H70ZM80 156V159H79ZM176 158H175V157ZM186 156V157H185ZM189 156V157H188ZM195 156V157H194ZM213 156H218L219 158H221V160L217 157L216 161L213 160ZM221 156V157H220ZM235 156V157H234ZM237 156V157H236ZM259 156V158H257ZM45 157V158H44ZM67 157V158H66ZM124 159H123V158ZM161 157V158H160ZM166 157V158H165ZM194 157V158H193ZM198 159H197V158ZM210 157V158H208ZM225 157V158H224ZM241 157V158H240ZM245 157V158H244ZM249 157V158H248ZM253 157V158H252ZM6 158V159H5ZM31 158V159H30ZM35 158V159H34ZM38 158V159H36ZM55 158V161H54ZM142 158H145L142 160ZM149 158V159H148ZM193 158V159H192ZM208 159V161L206 159ZM215 158V157H214ZM248 158V159H247ZM251 158V159H250ZM257 158V159H256ZM264 158V157H263ZM10 159V160H9ZM42 159V160H41ZM50 159L52 160L51 163H56V164H51L48 161H50ZM57 159V160H56ZM77 159V160H76ZM109 159V160H108ZM141 159V160H140ZM163 159V160H162ZM176 159V160H175ZM187 161H186V160ZM195 159V160H194ZM203 159V160H202ZM211 160V164L213 165V162L215 161L216 164L215 166L211 165V167H209L208 165H205L206 162L208 164H210V160ZM222 162V164L219 162ZM224 159L226 164L224 163ZM241 159V160H240ZM254 162H253V160ZM22 160V161H21ZM27 160V161H26ZM59 160V161H58ZM69 160V161H68ZM149 160V161H148ZM174 162H173V161ZM179 161V164H181L180 166L177 165ZM185 160V161H183ZM200 163H199V161ZM245 160V161H244ZM252 160V161H251ZM14 161V162H13ZM16 161V162H15ZM30 161V162H29ZM57 161V162H56ZM121 161V162H120ZM152 161H154V163H152ZM196 161V162H195ZM203 161V162H202ZM242 161V162H241ZM249 161V163H248ZM251 161V162H250ZM10 164H9V163ZM20 162L21 165H19L18 163ZM22 162V163H21ZM79 164H78V163ZM142 162V163H141ZM146 162V163H145ZM160 162V163H159ZM177 162V163H176ZM181 162V163H180ZM187 162V163H185ZM198 162V163H197ZM214 162V163H215ZM218 162V163H217ZM252 162L254 164H252ZM264 162V160H263ZM26 163V164H25ZM31 163V164H30ZM42 163V164H41ZM169 163V164H168ZM171 163V164H170ZM190 163V164H189ZM203 163V164H201ZM233 163V164H232ZM241 165H240V164ZM244 163V164H243ZM4 164V165H2ZM9 166H8V165ZM16 164H18L19 166H17ZM139 164V165H138ZM143 164V165H142ZM152 164V165H151ZM164 165L165 167H169L165 170L164 169ZM188 164V167H187ZM199 164V165H198ZM221 164V165H220ZM224 164V165H223ZM229 164V165H228ZM238 164V165H237ZM29 165V166H28ZM31 165V167H30ZM42 165V166H41ZM49 165V166H48ZM53 165V166H52ZM72 165V166H71ZM190 165V166H189ZM198 167H197V166ZM205 165V166H203ZM220 165V166H219ZM224 167H223V166ZM252 165L254 167H252ZM15 166V167H14ZM48 166V167H47ZM51 166V167H50ZM76 166V167H75ZM109 167L111 168V170L113 171H107L104 170L101 172H99V175L97 173V175H94L91 173L93 171H95L94 169H96V171L98 169H100L99 167ZM135 166V167H134ZM143 166V167H142ZM186 166V167H185ZM201 166V167H200ZM218 166V167H217ZM235 166V167H234ZM247 166V167H246ZM250 166V167H249ZM10 167V168H9ZM14 167V168H13ZM19 167V168H17ZM22 167V168H21ZM25 167V168H24ZM55 167V168H53ZM93 167V169H92ZM116 167V168H115ZM133 167V168H132ZM145 167V168H144ZM158 167V168H157ZM176 167V168H175ZM215 167V168H214ZM234 167V168H233ZM240 169H239V168ZM8 168V169H7ZM30 168V169H29ZM34 168V169H33ZM40 168V169H39ZM53 168V169H52ZM71 168V169H70ZM73 168V169H72ZM118 168V169H117ZM143 168V169H142ZM174 168L176 170H174ZM188 168V170H187ZM200 168V169H199ZM213 168L215 170H213ZM226 168V170H224ZM228 168V170H227ZM233 168V169H231ZM238 168V170H237ZM247 168V169H246ZM254 170H253V169ZM258 169L260 167H257ZM30 171H29V170ZM50 169V170H49ZM76 169V170H75ZM131 169V170H130ZM151 169V170H150ZM155 169V170H154ZM180 169V170H179ZM192 169V170H191ZM198 169V170H197ZM204 171H203V170ZM207 169V170H206ZM211 169V171H210ZM235 169V170H234ZM14 170V171H13ZM26 170V171H24ZM32 170V171H31ZM39 170V171H38ZM122 170V171H121ZM159 170H161V172H159ZM167 170H169V172H167ZM172 170V171H171ZM175 172V175L174 174ZM179 170V171H178ZM187 170V171H186ZM197 170V172H196ZM247 170V171H246ZM11 171V172H10ZM24 171V172H23ZM36 171V172H35ZM53 173H52V172ZM61 171V173H60ZM88 171V172H87ZM95 171V172H96ZM106 171V172H105ZM120 171V172H118ZM158 171V172H157ZM185 171V172H184ZM194 171V174H193ZM203 171V172H202ZM210 171V172H209ZM217 171V173H216ZM18 172V173H17ZM23 174H22V173ZM56 172V173H55ZM84 172L87 174H84ZM90 172V173H89ZM110 172V173H109ZM153 172V173H152ZM164 172V173H162ZM178 172V173H177ZM180 172V173H179ZM187 172V173H186ZM224 172V173H223ZM227 172V173H226ZM8 173V174H7ZM11 173V174H10ZM14 173V174H13ZM20 173V174H19ZM26 173V174H25ZM32 173V174H31ZM36 173V174H35ZM75 173V174H74ZM81 173V174H79ZM89 173V174H88ZM112 173V174H111ZM114 173V174H113ZM126 173V174H125ZM133 173V174H132ZM150 173V174H149ZM157 173H159V175H157ZM173 173V174H172ZM185 173V174H183ZM199 173V174H198ZM229 173V174H228ZM234 173V174H233ZM28 174V175H27ZM73 174V175H72ZM78 174V175H76ZM103 174V176H102ZM124 175V179L123 180V175ZM163 174V176L161 175ZM191 174V175H190ZM210 174V175H209ZM225 174V175H224ZM5 175V176H4ZM13 175V176H12ZM41 175L43 176L41 178ZM48 175V176H47ZM63 175V176H62ZM81 175V176H80ZM86 175V176H85ZM118 175V177H117ZM126 175V176H125ZM129 175V176H128ZM157 175V178L159 177V181L155 180L153 181L154 177L155 179ZM198 175V176H197ZM229 175V178H228ZM235 175V176H234ZM33 178H32V177ZM40 176V177H39ZM61 176V177H60ZM73 176V177H72ZM79 176V177H78ZM93 176V177H92ZM95 176V177H94ZM98 176V177H97ZM100 176V177H99ZM109 176V177H108ZM116 176V177H115ZM162 176V178H160ZM225 178H223V177ZM227 176V177H226ZM242 176V177H243ZM14 177V179H13ZM19 179H17V178ZM45 177V178H44ZM81 177V179H79ZM85 177V178H84ZM87 177V178H86ZM91 177V178H90ZM113 177V178H112ZM125 177H131L130 179L125 178ZM146 177V178H144ZM165 177V179L163 178ZM175 179H174V178ZM181 177V178H180ZM187 179H186V178ZM196 177V178H195ZM222 179H220V178ZM238 179H237V178ZM10 178V179H9ZM23 178V180H21ZM25 178V179H24ZM40 178V179H39ZM68 178V179H67ZM76 178V179H75ZM90 178V179H89ZM104 178V179H103ZM115 178V180H113ZM120 178V179H119ZM202 178V179H201ZM212 178V179H210ZM221 180H219V179ZM236 178V180H235ZM31 179V181H30ZM33 179V180H32ZM41 179L43 184L41 183ZM93 179V180H92ZM97 181H96V180ZM109 181H107V180ZM127 179V180H126ZM134 184H133V181ZM183 181H182V180ZM186 179V180H185ZM195 179V180H194ZM218 179V180H217ZM225 179V180H224ZM233 179V180H232ZM10 180V181H9ZM40 180V181H39ZM46 180V181H45ZM49 182H48V181ZM67 180V181H66ZM120 185H118L117 181ZM120 180V182H119ZM122 180V181H121ZM131 180V181H130ZM165 182H164V181ZM176 180V181H175ZM185 180V181H184ZM189 180V181H188ZM215 180V181H214ZM235 180V182H234ZM12 181V182H11ZM26 181V182H24ZM45 181V183H44ZM93 181V182H92ZM116 181V182H113ZM130 181V182H129ZM148 181V182H147ZM158 181V182H157ZM162 181V182H161ZM175 181V183H174ZM179 181V182H177ZM206 181V182H205ZM220 183H219V182ZM225 181V184H223V182ZM233 181V182H232ZM238 183H237V182ZM19 182V183H18ZM32 182V184H31ZM40 182V183H39ZM48 182V183H47ZM60 182V183H59ZM82 182V183H81ZM107 184H106V183ZM113 182V183H112ZM125 182V183H124ZM127 182V184H126ZM145 182V183H144ZM152 182V183H151ZM170 182V183H169ZM181 182V183H180ZM211 182V183H210ZM231 182V184H230ZM25 183V184H24ZM70 183V184H69ZM96 183V184H95ZM98 183V185H97ZM102 185H101V184ZM110 183V184H109ZM117 183V185H116ZM173 183V184H172ZM200 183V184H199ZM218 183V184H217ZM228 183V184H227ZM235 185L238 184V185ZM23 184V185H22ZM104 184V185H103ZM170 184V186H168ZM208 184V185H207ZM5 185V186H4ZM14 185V186H13ZM29 185V187H28ZM77 185V186H76ZM84 185V186H83ZM107 185H111V187L107 186ZM123 185V186H122ZM125 185V186H124ZM143 185V186H142ZM156 185V186H155ZM161 185V186H160ZM175 185V186H174ZM177 185V186H176ZM184 185V186H183ZM187 185L189 187H187ZM191 185V186H190ZM221 185V186H220ZM82 186V187H81ZM96 186V187H95ZM100 187V188H97ZM106 186L105 189H102ZM127 186V187H126ZM180 188H179V187ZM186 186V187H185ZM220 189H219V187ZM224 186V187H223ZM232 186V187H231ZM235 186V187H234ZM238 186V188H237ZM262 186V187H261ZM31 187V188H30ZM90 189H87L89 188ZM122 187V188H121ZM158 189H157V188ZM161 187V188H160ZM169 187V188H167ZM210 187V188H209ZM234 187V188H233ZM240 187V188H239ZM11 188V189H10ZM28 188H30L31 190H28ZM32 188H34L32 190ZM74 188V189H73ZM95 188V189H94ZM167 188V189H165ZM171 188V189H170ZM218 188V189H217ZM225 188V189H224ZM227 188V189H226ZM249 189L248 192L250 191V194L245 192V189ZM260 188V189H259ZM21 189V190H20ZM23 189V191H22ZM26 189V190H25ZM54 189V190H53ZM70 191H69V190ZM100 189V190H98ZM110 189V190H107ZM122 189V190H121ZM126 189V190H125ZM132 189V190H131ZM143 189V190H142ZM154 189V190H152ZM179 189V190H178ZM205 189V190H204ZM215 189V190H214ZM223 191H222V190ZM245 191H244V190ZM262 189V190H261ZM2 190V192H1ZM28 190V191H27ZM63 190V192H62ZM89 190V191H88ZM98 190V191H97ZM113 190V191H112ZM115 190V191H114ZM182 190V191H181ZM201 190V191H200ZM212 190V191H211ZM221 190V191H220ZM234 190V191H233ZM7 193H6V192ZM10 191V192H9ZM22 191V193H20ZM66 191V192H64ZM83 191V192H82ZM110 191V192H109ZM117 191V192H116ZM151 191V192H150ZM190 191V192H189ZM208 191H210L208 193ZM228 191H230L231 198H225V194H230ZM233 191V192H232ZM252 191V194H251ZM18 192V193H17ZM26 192V193H25ZM31 192V193H30ZM73 192V193H72ZM102 194H100V193ZM106 192V193H105ZM160 194H159V193ZM162 192V193H161ZM206 192V193H205ZM237 192V193H236ZM244 192V193H243ZM16 193V194H14ZM25 193V195H24ZM29 193V195H27ZM34 193V194H33ZM65 193H67L65 195V198H60L61 196L63 197ZM72 193V195H70ZM77 193V194H76ZM82 193V194H81ZM96 193V194H93ZM105 193V194H104ZM110 194L109 196L107 195ZM158 193V194H157ZM179 193V194H178ZM225 193V194H224ZM242 193V194H241ZM19 194V195H18ZM22 194V195H21ZM90 194V195H89ZM120 194V195H119ZM132 194V195H131ZM153 196H152V195ZM157 194V195H156ZM169 194V195H168ZM181 194V196H180ZM186 194V195H185ZM191 194V195H190ZM196 194V195H195ZM199 194V195H198ZM210 196H209V195ZM222 194V195H220ZM238 196H236V195ZM255 194V195H257ZM260 194V193H259ZM14 195V196H13ZM21 195V196H20ZM101 195V196H100ZM106 195V196H105ZM113 195V196H111ZM126 195V196H125ZM206 197H203V196ZM220 195V196H219ZM235 195V196H234ZM244 195V197L242 198V196ZM245 195H249V197L245 196ZM17 196H19L20 198H18ZM30 196V197H28ZM43 196V197H42ZM69 196V197H68ZM71 196V197H70ZM90 196V197H89ZM92 196V197H91ZM105 196V197H104ZM108 196V197H107ZM150 196V197H149ZM201 196V197H200ZM216 196V197H215ZM234 199H233V197ZM240 196V197H239ZM111 197V198H109ZM158 197V198H157ZM178 197V198H177ZM192 199H191V198ZM195 197V199H194ZM198 197V198H197ZM208 197V198H207ZM210 197V198H209ZM211 197L213 199H211ZM224 197V198H223ZM7 198L9 201H7ZM11 198V199H10ZM18 199L19 202H15L17 200L14 199ZM24 200H23V199ZM79 198V199H78ZM83 198V199H82ZM86 198V199H85ZM98 198V199H97ZM101 198V199H100ZM109 199L108 202H106L107 200L105 199ZM149 198L151 200H149ZM201 198H203L201 200ZM205 198V199H204ZM221 198V199H220ZM238 198V199H237ZM246 198V199H245ZM26 199V200H25ZM64 199V200H63ZM96 199V200H95ZM103 200L100 201V200ZM129 199V200H128ZM139 199V200H138ZM142 199V200H141ZM146 199V200H145ZM189 199L191 200V202L189 201ZM198 199V200H197ZM244 199V200H243ZM78 200V201H77ZM80 200V201H79ZM89 200V201H88ZM136 200V201H135ZM164 200V201H163ZM194 203H193V201ZM213 202H212V201ZM226 200V201H225ZM229 200V201H228ZM240 200V201H238ZM243 200V201H242ZM2 201V202H1ZM4 201V202H3ZM14 201V202H13ZM23 201V203L21 202ZM88 201V202H86ZM93 201V202H92ZM100 201V202H99ZM114 201V202H113ZM201 201V202H199ZM216 201V202H214ZM228 201V202H227ZM239 202L237 204V202ZM6 202V203H5ZM9 202V203H8ZM68 202V203H67ZM70 202V203H69ZM74 202V203H73ZM78 202H81V204H79ZM102 204L100 205L99 203ZM117 202V203H116ZM129 202V203H128ZM165 202V203H164ZM169 202H171L169 204ZM180 202V203H179ZM187 202V203H186ZM209 202V203H208ZM219 202V203H218ZM223 202V203H222ZM231 202V203H229ZM243 202V204H242ZM13 205H11V204ZM14 203V204H13ZM73 203V204H72ZM76 203V205H75ZM88 203V205H87ZM91 203V204H90ZM98 203V204H97ZM111 203V204H110ZM138 203V204H137ZM160 203V204H159ZM166 205H164V204ZM206 203V204H205ZM236 203V205L234 204ZM21 204V205H20ZM67 204V205H66ZM93 204V205H92ZM95 204L97 206H95ZM154 204V205H153ZM188 204V205H187ZM192 206H191V205ZM201 204V205H200ZM203 204V205H202ZM214 204V205H213ZM17 205V206H16ZM74 205V207H73ZM85 205L87 206V208L85 207ZM91 205V206H90ZM148 205V206H147ZM162 205V206H161ZM169 207H168V206ZM187 207H186V206ZM198 205V206H197ZM213 205V206H212ZM222 205V206H220ZM228 205V206H227ZM232 205V206H231ZM240 205V206H239ZM243 205V206H244ZM66 206V207H65ZM90 206V208H89ZM102 208H101V207ZM138 206V207H137ZM161 206V207H160ZM171 206V207H170ZM181 209V211L177 208ZM204 206V207H203ZM207 206V207H206ZM216 206V208H215ZM242 206V207H243ZM83 207V208H82ZM112 207V208H111ZM213 207V208H212ZM219 207V208H218ZM223 207V208H222ZM234 207V208H233ZM4 210H2V209ZM9 208L12 210H9ZM52 208V209H50ZM65 208V209H64ZM70 210H68V209ZM74 208V209H73ZM98 210H95V209ZM108 208V209H107ZM137 208V209H136ZM139 208V209H138ZM145 208V209H144ZM150 208V210H149ZM163 210H162V209ZM170 210H169V209ZM175 210H174V209ZM204 208L208 210H210L211 212H217L215 213H211L207 212L206 209L204 210ZM212 208V210H211ZM14 209V210H13ZM20 209V210H19ZM50 209V210H49ZM67 209V210H66ZM79 209V210H78ZM82 209V213L80 212ZM88 212H85V210ZM92 212H90V210ZM148 209V210H147ZM178 209V210H177ZM189 209V210H187ZM194 209V210H193ZM199 209V210H198ZM203 209V210H202ZM34 210V211H33ZM72 210V212H71ZM89 210V211H88ZM105 212H104V211ZM112 210V211H111ZM117 210V211H116ZM120 210V211H119ZM129 210V211H128ZM144 210V211H143ZM158 210V211H157ZM184 210V211H182ZM187 210V211H186ZM216 210V211H215ZM220 210V211H219ZM70 211V212H69ZM79 211V215L78 214ZM84 211V213H83ZM100 211V212H99ZM108 211V212H107ZM223 211V212H221ZM225 211H227L225 213ZM229 211V212H228ZM11 212V213H10ZM13 212V213H12ZM34 213L31 214L30 213ZM38 212V213H37ZM66 212V213H64ZM68 212V213H67ZM160 215H159V213ZM177 212V213H176ZM182 214H181V213ZM193 212V213H192ZM220 212V213H219ZM260 212V213H259ZM262 212V213H261ZM62 213V214H60ZM73 213V217L72 214ZM86 213V214H85ZM95 213V214H94ZM119 213V214H118ZM129 213V214H128ZM155 213V215H154ZM172 213V214H171ZM176 213V214H175ZM190 213V215H189ZM200 213V214H198ZM205 213V214H204ZM206 213L209 214L208 217H205ZM223 215H222V214ZM66 214L71 218V220L69 219L68 216H66ZM76 214V215H75ZM89 214V215H88ZM92 214V215H90ZM117 214V215H116ZM152 214V215H151ZM165 214V215H163ZM181 214V215H180ZM186 214V216H185ZM199 218H195L196 217ZM213 214V215H212ZM215 214V215H214ZM260 214L263 216H260ZM75 215V216H74ZM77 215L79 217H77ZM88 215V216H87ZM139 217H138V216ZM175 215V216H174ZM204 215V216H203ZM64 216L65 220L62 219ZM82 216V217H81ZM86 216V217H85ZM97 216V217H96ZM99 216V217H98ZM117 216V217H116ZM127 216V217H126ZM131 216V217H130ZM135 216V217H134ZM159 216V217H158ZM164 216V217H163ZM190 216V217H188ZM203 216V217H201ZM43 217V218H42ZM130 217V219H129ZM152 217V218H151ZM262 220H260L259 218ZM68 218V219H67ZM76 218V220H75ZM78 218V219H77ZM80 218V220H79ZM82 218V220H81ZM136 218V219H135ZM144 218V219H143ZM158 220H156V219ZM162 218V219H160ZM168 218V219H167ZM205 220H204V219ZM256 218V219H255ZM10 219V220H9ZM25 219V220H24ZM38 219V220H37ZM93 219V220H92ZM115 219V220H114ZM121 221H120V220ZM125 219V220H124ZM46 220V221H45ZM61 220V221H60ZM73 220V222H72ZM87 220V221H86ZM150 220V221H149ZM163 220H165L163 222ZM170 220V221H168ZM255 220H257V222H255ZM5 223H4V222ZM71 221V223H70ZM78 221V222H77ZM91 221V222H90ZM106 221V223H105ZM125 221V223H124ZM132 221V223L130 222ZM180 221V222H179ZM188 221V222H187ZM69 222V223H68ZM116 222V224H115ZM129 222V223H128ZM135 222V223H134ZM151 222V223H150ZM205 222V223H204ZM24 223V224H23ZM79 223V224H78ZM82 223V224H81ZM89 223V224H88ZM103 223V224H102ZM168 223V225H167ZM204 223V224H203ZM256 223V224H255ZM53 224V225H52ZM123 224V225H122ZM126 224V225H125ZM129 226H128V225ZM132 224V225H131ZM144 224V225H143ZM146 224V225H145ZM151 224V225H150ZM159 224V225H158ZM194 226H192V225ZM260 224V225H258ZM41 225V226H40ZM102 225V226H100ZM116 225V226H115ZM138 225V226H137ZM150 225V226H149ZM153 225V226H152ZM165 225V226H164ZM174 225V226H173ZM198 225V226H197ZM249 225V227H248ZM256 225V226H255ZM263 225V226H262ZM43 226V227H42ZM48 226V227H47ZM155 226V227H154ZM191 226V227H190ZM257 226H259L257 229ZM77 227V228H76ZM81 227V228H80ZM100 227V228H99ZM116 229H115V228ZM122 227V228H121ZM136 227V228H135ZM145 227V228H144ZM195 227V229H194ZM205 227V228H204ZM254 229H253V228ZM18 228V229H17ZM48 228V229H47ZM84 228V229H82ZM113 228V229H112ZM147 228V230H146ZM185 228V229H184ZM189 228V229H188ZM262 228V229H261ZM78 229V230H77ZM80 229V230H79ZM87 229V230H86ZM98 231H97V230ZM110 229V230H109ZM128 229V230H127ZM135 229V230H133ZM138 229V230H137ZM162 229V230H161ZM180 229V230H179ZM183 229V231H182ZM188 229V230H187ZM191 229V230H190ZM253 229V230H252ZM256 229V230H255ZM259 229V231H258ZM72 230V231H71ZM86 230V231H84ZM101 230V231H100ZM152 230V231H151ZM155 230V231H154ZM161 230V231H160ZM167 230V231H166ZM202 230V233L200 232ZM205 230V231H203ZM233 230V231H232ZM246 230V232H245ZM119 231V232H118ZM132 231V232H131ZM134 231V232H133ZM190 231V232H189ZM210 233H209V232ZM215 231V232H214ZM241 231V232H240ZM258 231L262 236L259 235V233L257 234L258 236H255L253 233ZM78 232V233H77ZM94 232V233H93ZM101 232V233H100ZM113 232V233H112ZM138 232V233H137ZM161 232V233H160ZM185 232V233H184ZM196 232V233H195ZM231 232V233H230ZM233 232V233H232ZM241 235H240V233ZM251 233L250 235L248 233ZM106 233V234H105ZM115 233V234H114ZM126 233V234H123ZM132 233V235H131ZM137 233V235H136ZM154 233V234H153ZM157 233V236H156ZM167 233V234H166ZM169 233V234H168ZM177 233V234H176ZM184 233V234H183ZM225 233V234H224ZM230 233V234H229ZM123 236H122V235ZM130 235L128 237V235ZM186 234V235H185ZM213 234V235H212ZM224 234V235H223ZM229 234V235H228ZM244 234V235H243ZM118 235V236H117ZM120 235V236H119ZM177 237H176V236ZM179 235V237H178ZM210 235V236H209ZM218 235V236H217ZM223 235V237H222ZM233 235V236H232ZM253 235V236H252ZM98 236V237H97ZM106 236V237H105ZM116 236V237H115ZM125 236V238H124ZM145 236V237H144ZM158 236H162V237H158ZM173 238H172V237ZM181 236V237H180ZM188 236V237H187ZM215 236V237H213ZM228 239L227 240V237ZM242 238H241V237ZM249 236V238H248ZM96 237V238H95ZM102 237V238H101ZM109 237V238H108ZM123 237V238H122ZM148 237V238H147ZM168 237V238H167ZM175 237V239H174ZM186 237V238H185ZM191 237V238H190ZM212 237V238H211ZM236 237V238H235ZM238 237V238H237ZM120 240H119V239ZM122 238V239H121ZM155 238V239H154ZM159 238V239H158ZM178 238V239H177ZM245 238V239H244ZM148 239V240H146ZM173 239V240H172ZM193 239V240H192ZM237 239V240H236ZM241 239V240H240ZM17 240V241H16ZM96 240V241H95ZM109 240V241H108ZM117 240V241H116ZM125 240V241H124ZM154 242H153V241ZM167 240V241H166ZM179 242H178V241ZM187 240V241H186ZM190 240V241H189ZM197 240V241H196ZM116 241V242H114ZM120 241V242H118ZM122 241V242H121ZM127 241V242H126ZM137 245V242L141 243V242H145L148 243L147 241H150L152 243V245L144 247L146 248L148 251L151 250V252H154V250H156L154 253H152L153 255H148L151 254V252H147L146 253L143 252H139V254H135L131 255L128 257V255L126 256V253L124 254V251L128 249H131V245L129 246L128 244H132L134 243ZM159 241V242H158ZM166 241V242H165ZM173 241V242H172ZM181 241V242H180ZM185 241V242H184ZM213 241V242H212ZM232 241H234L232 243ZM240 241V242H239ZM260 241V242H259ZM124 242V245H122ZM131 242V243H130ZM96 243V244H95ZM100 243V244H99ZM102 243V244H101ZM136 247H139L141 245H139ZM158 243V244H157ZM176 243V245H175ZM44 244V245H43ZM52 244V245H51ZM91 244V245H89ZM115 244V245H113ZM154 244V245H153ZM166 244V245H165ZM207 244V245H206ZM244 244V245H243ZM262 244V245H261ZM29 245V246H28ZM76 245V246H75ZM111 245V246H110ZM121 245V246H119ZM202 245V246H201ZM118 246V247H117ZM135 246L133 247L134 249H139V248H135ZM156 246V247H155ZM247 246V247H246ZM252 246V247H251ZM26 247V248H25ZM46 247V248H45ZM96 247V248H95ZM117 247V248H116ZM141 246V248H143ZM174 247V248H173ZM80 248V249H78ZM88 248V249H87ZM101 248V249H100ZM120 248V249H119ZM218 248V249H217ZM44 249V250H43ZM60 249V250H59ZM76 249V250H75ZM93 249V250H92ZM114 249V250H111ZM117 249V251H116ZM125 249V250H124ZM188 249V250H187ZM222 249V250H221ZM36 250V251H35ZM46 250V251H45ZM51 250V251H50ZM79 250V251H78ZM84 250V251H83ZM87 250V251H86ZM110 250V252H109ZM142 250V249H141ZM30 251V252H29ZM72 251V252H71ZM120 253H119V252ZM162 251V253H161ZM226 251V252H225ZM19 252V253H18ZM48 252V253H47ZM51 252V253H50ZM113 252H117L118 257H116V253H114L115 255H113ZM123 252V253H122ZM177 254H176V253ZM234 252V253H233ZM22 253V254H21ZM111 253V254H110ZM143 253V254H142ZM159 253V254H158ZM170 253V254H169ZM207 253V254H206ZM232 253V254H231ZM238 253L240 254L241 257H239ZM98 254V255H97ZM124 254V255H123ZM180 254V255H179ZM209 254V256H208ZM230 254V256H229ZM25 255V256H24ZM64 257H62V256ZM66 255V256H65ZM113 255V256H110ZM123 255V256H122ZM144 255V256H143ZM158 255V257L155 256ZM163 255V256H162ZM250 255V256H249ZM31 256V257H30ZM172 256V257H171ZM178 256V257H177ZM188 256V257H187ZM192 256V257H191ZM204 256V257H203ZM224 258H223V257ZM236 256V257H235ZM245 256V257H244ZM36 257V258H35ZM61 257V258H60ZM83 257V258H81ZM116 257V258H114ZM123 257V258H122ZM149 257V258H148ZM153 257V259H152ZM166 257V258H165ZM177 257V258H176ZM190 257V258H189ZM222 260H221V258ZM235 257V258H234ZM247 257V258H246ZM2 258V259H1ZM17 258V259H16ZM29 258V259H28ZM96 258V259H95ZM129 258V260H128ZM158 258V260L156 259ZM180 258V259H179ZM208 258V259H207ZM217 258V259H216ZM251 258V259H250ZM15 261H14V260ZM21 259V260H20ZM34 259V260H33ZM41 261H39V260ZM52 259V260H51ZM59 259V260H58ZM64 259V260H63ZM69 259V260H67ZM82 259V260H81ZM147 259H149L147 261ZM155 259V260H154ZM161 259V260H160ZM183 259V260H182ZM234 259V260H233ZM26 260V261H25ZM48 260V261H47ZM80 260V262H79ZM85 260V261H84ZM116 262H115V261ZM135 260V261H134ZM156 262H154V261ZM187 260V261H186ZM206 260V261H205ZM214 260V261H213ZM240 260V261H239ZM243 260V261H242ZM63 261V262H62ZM83 261V262H82ZM87 261V262H86ZM127 261V262H126ZM158 261V262H157ZM237 261V263L235 262ZM258 261V262H256ZM13 262V263H12ZM143 262V263H142ZM161 262V263H160ZM166 262V263H165ZM175 262V263H174ZM183 262V263H182ZM150 263V264H151Z\"/></svg>",
	"mask_w": 264,
	"mask_h": 264
},
{
	"label": "bare ground",
	"instance_id": "2",
	"mask_svg": "<svg viewBox=\"0 0 264 264\" xmlns=\"http://www.w3.org/2000/svg\"><path fill=\"white\" fill-rule=\"evenodd\" d=\"M32 1H34V0H32ZM32 1L31 0H0V100L1 99H3V97H4V99H5V96H7L11 91V93L13 94V95H15V96H12V94H11V96L13 97L12 99H11V97H10V99H11V104H12V106L10 107V109H9V107H7L9 110H7V108H6V105L8 106V103H5V104H3V103H1L3 106H4V108L7 110L6 112H5V114H3V112H2V115H0V120H2V119H16V118H24V119H26L27 118V116L25 115V113H22L23 112V110H26L25 112L27 113V110H28V105H31V104H33V102L34 101H36V99L39 97L40 98V96H53V95H56L55 97H56V100H54V101H56V103H57V101H59L60 100V93H61V90H62V86H63V83L65 82V81H67L66 79H64V82H62L60 79V76L62 77V73L63 72H65L66 71V69H65V67L67 66L66 65V61H67V59H68V61H69V56H68V54H66L67 53V51H69V52H71L72 51V47H73V45H72V49H71V51L69 50L70 48V46H71V44H70V46H68L67 48V50H65V48H63V44H66L67 43V41H69V39H71L70 37L73 35V34H76V33H79V32H81L83 29H87V28H91L92 29V31H90L89 29H87V30H89L90 32H92V33H90V37L88 36V39H86L87 41H86V43H81V44H83V46H82V50L84 51H87V52H89V60H90V65L88 66V68H90L91 70H95V71H98L99 69H105L106 67H107V65H110V63L108 64L107 63V61H108V59L110 60L111 58H113V56L111 55V57L109 56L110 54H108L109 53V50L111 51V49H108L109 48V46L110 45H112L113 44V42L114 41H116V42H118V43H120L119 45H116V46H119L118 48L117 47H115V50L113 49L114 47L113 46H111V47H113L112 48V50L115 52V60H114V62L115 63H113V65L115 64V68H114V70L116 69V72L115 73H117V71L118 70H122L123 72H125L124 74L126 75V73L127 74H129L130 75V78L129 79H131L132 80V78H133V80H137V79H145V78H143V77H139V75H140V73L141 72H145L146 70V64L144 63V61H140V60H136V57L138 56L137 55V49L139 50V48L138 47H136V44L137 43H139V42H141V40H143V45H144V48L142 49L141 48V51L142 50H144V52L142 51V55H143V58H145V59H148V67H149V69H150V71L151 72H157V74H158V71H160L162 68H161V64H159V60H160V54H161V52L163 51V41H165V40H163L162 41V37H161V32H162V30L165 28V27H167V26H171V25H173L172 24V22L173 21H175V20H178L177 22H178V24H179V19L178 18H180V15L183 17V13L182 14H180V8H181V3H182V1L183 0H139L140 1V5H139V9L138 10H133V12L130 10V12H132V13H127L128 15L126 16V18H125V16H124V18L123 19H118V16L116 15V14H118V8H117V10H115L116 11V14H115V12H113L112 11V4H113V2H117V1H119V0H38V8H37V5L35 6H32V4H34V3H32ZM37 1V0H36ZM122 1V0H121ZM126 1V0H125ZM135 1V0H134ZM134 1H133V3H134ZM137 1V0H136ZM195 1V0H194ZM204 1V0H203ZM223 1H226V6H225V8L227 7V6H229V5H234V3L236 2V0H229V3L227 2V0H223ZM241 1H244V0H240V2L239 3H241V5H243L244 4V2H243V4H242V2ZM264 1V0H263ZM123 2V1H122ZM129 2V1H128ZM130 2H131V0H130ZM129 2V3H130ZM213 2V1H212ZM262 2V1H261ZM117 3H119V2H117ZM132 3V2H131ZM136 3V2H135ZM137 3H139V2H137ZM184 3V2H183ZM194 3V2H193ZM263 3V2H262ZM123 4V3H122ZM215 4H218V2L217 3H215ZM229 4V5H228ZM246 4V3H245ZM185 5V4H184ZM184 5H183V7H184ZM206 5V4H205ZM222 5H224V3L222 4ZM237 5V4H236ZM235 5V6H236ZM241 5H239L240 7H241ZM114 6H118V5H114ZM119 6H121V3H120V5ZM118 6V7H119ZM133 6H135V5H133ZM137 6V5H136ZM186 6V5H185ZM188 6V5H187ZM198 6V5H197ZM208 6V5H207ZM218 7H221V6H219V4L217 5ZM245 6V5H244ZM261 6V5H260ZM126 7L128 8V5H126ZM238 7V6H237ZM237 7H235V8H237ZM239 7V8H240ZM246 7V6H245ZM261 7H264V6H261ZM36 8L38 9L37 11H36ZM114 8V7H113ZM131 8V4H130V7H129V9ZM216 8V7H215ZM228 8V7H227ZM226 8V9H227ZM241 8H243V7H241ZM240 8V9H241ZM115 9V8H114ZM197 9H199V8H197ZM196 9V11H198ZM202 9V8H201ZM210 9V8H209ZM234 9V8H233ZM240 9H238L237 11H239ZM245 10H246V8H244ZM261 9H263V8H261ZM120 10V9H119ZM123 10H125V7H124V9ZM184 10V9H183ZM217 9H214L213 11H215V12H219L220 10H222V9H219V10H217ZM228 10H231V8H229V9H227V11ZM120 11H122V9L120 10ZM126 11V10H125ZM129 10L127 9V12H128ZM195 11V12H196ZM200 11V10H199ZM226 11V12H227ZM236 11V10H235ZM248 11V10H247ZM262 11V10H261ZM261 11L260 10H258L255 14L253 13V15H249V20L246 22V21H244L243 23H241V26H240V21H238L237 23H236V21H235V25H234V20H233V25L231 24V26L232 27H239V28H241V33L239 34V35H236L235 37V39H239V38H241L242 39V42L241 43H245V42H250L251 41V39L250 38H252V37H257L258 39H256L255 38V40L260 44V45H262V46H264V34H263V36H261V34H260V36L259 35H257L256 33L253 35L252 34V31H250V29H252V27L256 24V22L258 21V20H261L259 17H262V15L263 14H261ZM208 12V11H207ZM217 12V13H218ZM231 12V11H230ZM233 12V11H232ZM242 12V11H241ZM122 13V12H121ZM214 13V12H213ZM228 13V12H227ZM120 14V13H119ZM201 13H198V14H196L195 16H196V18H195V16L194 15H192L191 16V18L193 19V24H192V28L185 34V35H183V36H181L179 39L177 38V41H176V43L177 44H180V43H182V42H187L188 40H189V38H191V37H193V36H195V35H197V34H200V33H202V32H199L200 30H204L205 28H207V29H209V26L213 23V21H215L214 19H215V13H214V15H211L210 16V18L208 19V20H205V22H203V23H201L202 21H203V19H202V17H201V15H200ZM219 14V13H218ZM226 14V13H225ZM229 14H231V13H229ZM233 14H234V12H233ZM233 14H231L232 15V17H233ZM236 14V13H235ZM120 15H123V14H120ZM208 15H209V13H208ZM244 15V14H243ZM260 15V16H259ZM179 16V17H178ZM217 16V15H216ZM240 16V15H239ZM238 16V17H239ZM256 16H259L258 17V19L256 18ZM190 17V16H189ZM209 17V16H208ZM207 17V18H208ZM219 17H220V15H219ZM230 17V16H229ZM229 17H227V18H229ZM232 17H230L231 18V21H232V19H234V18H232ZM229 18V19H230ZM181 20L183 19V18H180ZM188 19V18H187ZM190 19V18H189ZM222 19V18H221ZM237 19V18H236ZM246 20V19H245ZM251 20H253L254 22L252 23V25H250L249 23L251 22ZM227 21H228V19H227ZM246 22V23H245ZM174 23V22H173ZM198 23V24H197ZM232 23V22H231ZM245 23V24H244ZM123 24H125V25H128V26H131V27H137V28H139L140 30L138 31L137 30V32H125L124 30H122V25ZM242 24H244V25H242ZM175 25H176V21H175ZM174 25V26H175ZM142 26H148V27H146V28H144V29H141L142 28ZM177 26V25H176ZM212 26V25H211ZM218 26V25H217ZM170 28H172V26L170 27ZM174 28H176V27H174ZM264 28V27H263ZM215 29V28H214ZM213 29V30H214ZM218 29V28H217ZM222 29H223V27H222ZM170 30V29H169ZM216 30V29H215ZM219 30V29H218ZM171 31V30H170ZM169 31V32H170ZM221 31V30H220ZM227 31V30H226ZM264 31V30H263ZM153 32H155V36H153L152 37V40H153V38H154V40H156V41H154L155 43L154 44H156L155 46H154V44L150 41V36H151V34L153 33ZM251 32V33H250ZM255 32V31H254ZM259 32V31H258ZM86 33H88L87 31L85 32V34ZM208 33V32H207ZM231 33V32H230ZM82 34V33H81ZM89 34V33H88ZM87 34V35H88ZM164 34V33H163ZM80 35V34H79ZM83 35V34H82ZM81 35V39H82V37H85V36H82ZM154 35V34H153ZM168 35V34H167ZM166 35V36H167ZM204 35H205V33H204ZM210 35V34H209ZM75 36V35H74ZM77 36V35H76ZM139 36V37H138ZM163 36V35H162ZM203 36V35H202ZM78 37V36H77ZM76 37V38H77ZM80 37V36H79ZM137 37V38H136ZM250 37V38H249ZM76 38L74 39V40H76ZM163 38H165L164 36H163ZM167 38V37H166ZM202 38V37H201ZM78 39V38H77ZM81 39H79V40H81ZM84 39V38H83ZM82 39V40H83ZM119 39H121V41H118ZM73 40V39H72ZM71 40V41H72ZM203 40V39H202ZM234 40V39H233ZM77 41V40H76ZM197 41V40H196ZM224 41V40H223ZM232 41V40H231ZM78 42V41H77ZM84 42V41H83ZM237 42V41H236ZM76 43V42H75ZM74 43V44H75ZM115 43V42H114ZM142 43V42H141ZM141 43H139V45L141 44ZM205 43V42H204ZM231 43V42H230ZM229 43V44H230ZM116 44V43H115ZM115 44H114V46H115ZM201 44V43H200ZM203 44V43H202ZM250 44V43H249ZM68 45H69V43H68ZM142 45V44H141ZM205 45V44H204ZM137 46H138V44H137ZM195 46V45H194ZM201 46V45H200ZM227 46V45H226ZM226 46H224V48H223V50H222V48H221V53H220V55H221V59L220 60H215L216 62H215V66L214 67H211V68H213V71H216V70H220V69H222L223 68V66L225 65V63H227V61L230 59V60H232L231 58H229V59H227V60H225L224 59V57L223 56H226L225 54H224V52H225V47ZM251 46V45H250ZM37 48V47H39L40 48V51H41V61H42V63H43V67H41V65H40V67L41 68H39V69H42V70H37V66L38 65H36V66H33L34 68H36V70L37 71H40V72H38L39 73V75L40 74H42V75H40L41 76V81H40V77H37L36 79H37V81H38V79H39V81L40 82H42V86L40 87V90L37 88V90H39V91H36V89L34 90L33 89V87H31L32 85L34 86V84H36V83H34V79H30V80H28V81H30L31 82V80H33V83L34 84H32V82L30 83V82H28V83H30V84H32L31 86H29V87H31L32 89H30V88H27L28 90H31V91H29V92H27V91H21V94H18L19 93V90H23L25 87H26V85H27V83H26V80L28 79L27 78V76H28V73H30V71H29V68H30V70H31V66L34 64V62L36 61V60H38V56H37V54H38V52H37V54L35 55L34 53H33V49L34 48ZM78 47L79 46H77V47H75L74 49H78ZM191 47V46H190ZM65 50V52H64V50ZM80 48V47H79ZM137 48V49H136ZM73 49V50H74ZM240 49V48H239ZM254 49V48H253ZM35 50H37V49H35ZM81 50V51H82ZM258 50V49H257ZM63 51V52H62ZM83 51H82V53H83ZM84 51V52H85ZM186 51H188V50H186ZM185 51V52H186ZM261 51V50H260ZM35 52V51H34ZM68 52V53H69ZM180 52H182V51H180ZM193 52H194V50H193ZM216 52V51H215ZM229 52H230V50H229ZM72 53H73V51H72ZM72 53H70V54H72ZM75 53V52H74ZM139 53V52H138ZM141 53V52H140ZM192 53V52H191ZM195 53H196V51H195ZM195 53H194V55H195ZM199 53V52H198ZM204 53V52H203ZM39 54H40V52H39ZM76 55L77 54H79V53H75ZM84 54V53H83ZM87 55H88V53H86ZM187 55V52L186 53H184V55ZM201 54V53H200ZM199 54V55H200ZM244 54H245V52H244ZM35 55V56H34ZM73 55V54H72ZM172 55V54H171ZM185 55V56H186ZM194 55H193V58H194ZM209 55V54H208ZM246 55V54H245ZM74 56V55H73ZM174 56V55H173ZM177 56H179V55H177ZM188 56V55H187ZM190 56V55H189ZM248 56V55H247ZM10 58V62H11V64H9L10 62L8 61V62H6L7 60H9V59H6V58ZM35 57H37V59L35 58ZM76 57V56H75ZM78 57V56H77ZM98 57V58H97ZM142 57V56H141ZM154 57H156L157 59H155L154 60ZM180 57V56H179ZM199 57V56H198ZM208 57V56H207ZM223 57V58H222ZM72 58V57H71ZM74 58V57H73ZM88 58V57H87ZM87 58H85V59H83L84 61L87 59ZM97 58V59H96ZM143 58H142V60H143ZM190 58H191V56H190ZM172 59V58H171ZM195 59V58H194ZM222 59H224V60H222ZM240 59V58H239ZM244 59V58H243ZM243 59H241V60H243ZM248 59V58H247ZM246 59V60H247ZM263 59V58H262ZM72 60V59H71ZM78 60H79V58H78ZM77 60V61H78ZM83 60H81V61H83ZM89 60H87V61H89ZM187 61H184L183 63H177V66L175 65V67L174 68H176L175 70H174V68H171V70H174V71H176V70H178L177 71V73L178 72H180V75L182 74V73H184V75H187V74H192L193 72H194V70L196 71H198V70H200L199 68L202 66H197L196 67V64H197V62L198 61H192V62H188V61H190V60H188V59H186ZM202 60H203V58H202ZM208 60V59H207ZM257 60V59H256ZM3 61H5V65L7 64V67H8V65H10V66H12V68H11V70H10V75L7 73V72H5L7 75V78H9V81H8V83L7 84H10V86H11V90H10V92L8 91V89L7 88H9V87H6L5 88V85H4V77H5V73L4 72H2V70H4V68L6 67L5 65H3L2 63H3ZM68 61H67V63H68ZM73 61V60H72ZM72 61H69L70 63H68V64H71V62ZM76 61V62H77ZM81 61H79V64H81L82 62ZM87 61L86 62H83V64H86L87 63ZM81 62V63H80ZM111 62V61H110ZM140 62V63H139ZM146 62H147V60H146ZM203 62V61H202ZM201 62V63H202ZM212 62V61H211ZM258 62V61H257ZM36 63H39V61L38 62H36ZM200 62H199V65L201 64ZM241 63H243V62H241ZM245 63H250V62H245ZM261 63V62H260ZM78 64V63H77ZM171 64V63H170ZM174 64V63H173ZM231 64V63H230ZM229 64V65H230ZM66 65V66H65ZM72 65V64H71ZM74 65V64H73ZM87 65V64H86ZM179 65V66H178ZM207 65H209V64H207ZM213 65V63H211V66ZM228 65V66H229ZM253 65V64H252ZM259 65V64H258ZM263 65V64H262ZM5 66V67H4ZM10 66H9V68H10ZM85 66V65H84ZM111 66V65H110ZM169 66V65H168ZM228 66H227V68H228ZM244 66H246L245 64H244ZM248 66V65H247ZM4 67V68H3ZM6 67V68H7ZM32 67V68H33ZM68 67H70V65L68 66ZM67 67V71L66 72H68L70 69ZM72 68H73V66H71ZM78 67V66H77ZM81 67H83L82 65H81ZM86 67V66H85ZM84 67V68H85ZM105 67V68H104ZM113 67V66H112ZM177 67H179V69L177 68ZM182 67V68H181ZM199 67V68H198ZM230 67V66H229ZM236 67V66H235ZM239 67V66H238ZM240 67H241V65H240ZM9 68H8V70L7 71H9ZM75 68H76V66H75ZM99 68V69H98ZM110 68V67H109ZM196 68H198V69H196ZM203 68V67H202ZM225 68V67H224ZM249 68V67H248ZM252 68V67H251ZM69 69V70H68ZM79 69V68H78ZM81 69H83V68H80V71H82ZM118 69V70H117ZM169 70H170V68H168ZM208 69V68H207ZM229 69V68H228ZM245 69H246V67H245ZM36 70H35V72H36ZM74 71L75 70H77V69H73ZM72 70V71H73ZM112 70V69H111ZM120 70V71H121ZM202 70V69H201ZM200 70V71H201ZM211 70V69H210ZM227 70V69H226ZM29 71V72H28ZM102 71V70H101ZM105 71H107V69H105ZM104 71V72H105ZM109 71V70H108ZM121 71V72H122ZM166 71H168V70H166ZM165 71V72H166ZM200 71H198V72H200ZM204 71V70H203ZM208 71V70H207ZM229 71H231V69L229 70ZM245 71V70H244ZM248 71V70H247ZM32 72V71H31ZM34 72V73H35ZM70 72V71H69ZM77 73H78V71H76ZM83 73H84V71H82ZM81 72V73H82ZM86 72V71H85ZM92 72V71H91ZM94 72V71H93ZM112 72V71H111ZM148 72V71H147ZM182 72V73H181ZM202 72V71H201ZM205 72V71H204ZM228 72V71H227ZM4 73V74H3ZM33 72L32 73H30V74H34ZM77 73H76V75H77ZM80 73V72H79ZM83 73L81 74V75H83ZM109 73V72H108ZM113 73V72H112ZM149 73V72H148ZM209 73H210V71H209ZM208 73V74H209ZM225 73V72H224ZM223 73V74H224ZM246 73V72H245ZM86 74H87V72H86ZM88 74H89V70H88ZM114 74V73H113ZM112 74V75H113ZM118 74V73H117ZM142 74H144V73H142ZM161 74V73H160ZM166 74H167V72H166ZM169 74V73H168ZM233 74H235V71H234V73ZM238 74V73H237ZM3 75H4V77H3ZM35 75H36V73H35ZM64 75V74H63ZM85 75V74H84ZM100 75V74H99ZM102 75V74H101ZM101 75H100V77H101ZM112 75H110V76H112ZM124 75V76H125ZM154 75V74H153ZM175 75H179V74H175ZM179 75V76H180ZM183 75V74H182ZM251 75H252V73H251ZM10 76V77H9ZM29 76H31V75H29ZM28 76V77H29ZM110 76H108L107 78H109ZM123 76V77H124ZM169 76V75H168ZM226 75H224V77H225ZM247 76V75H246ZM36 77V76H35ZM77 77H79V76H77ZM85 77V76H84ZM100 77H99V79H100ZM113 77V76H112ZM126 77V76H125ZM183 77V76H182ZM181 77V78H182ZM187 77H189L188 75H187ZM232 77V76H231ZM29 78H32V77H29ZM63 78V77H62ZM66 78V77H65ZM82 78V77H81ZM81 78H80V81H78L79 82V85H80V82H83L84 83V81H82L81 80ZM86 78H88V75H87V77ZM90 78V77H89ZM151 78V77H150ZM162 78V77H161ZM166 78V77H165ZM186 78V77H185ZM184 78V79H185ZM205 78V77H204ZM230 78V77H229ZM84 79V78H83ZM128 79V80H129ZM151 79H153V78H151ZM190 79H192L191 77H190ZM224 79V78H223ZM74 80H75V78H74ZM77 80V79H76ZM78 80H79V78H78ZM92 80V79H91ZM104 80H105V78H104ZM127 80V79H126ZM127 80V81H128ZM154 80V79H153ZM185 80H187V79H185ZM184 80V81H185ZM251 80V79H250ZM88 81V80H87ZM86 80H85V83L87 82ZM99 81V80H98ZM98 81H94V82H98ZM102 81H103V78H102ZM112 81V80H111ZM124 81V80H123ZM123 81H120V82H123ZM166 81V80H165ZM224 81V80H223ZM36 82V81H35ZM77 82V81H76ZM77 82V83H78ZM91 82V81H90ZM114 82V81H113ZM160 82H162V81H160ZM183 82V81H182ZM188 82V81H187ZM199 82V81H198ZM201 82V81H200ZM220 82V81H219ZM6 83V82H5ZM67 83H69V82H67ZM75 83V82H74ZM84 83V84H85ZM99 83H100V81H99ZM130 83V82H129ZM128 83V84H129ZM131 83H133V82H131ZM135 83V82H134ZM140 83V82H139ZM142 83V82H141ZM148 83V82H147ZM186 83V82H185ZM193 83V82H192ZM205 83V82H204ZM237 83H239V82H237ZM263 83V82H262ZM26 84V85H25ZM29 84V85H30ZM71 84H73V83H71ZM88 84H90V83H88ZM103 84H105V83H103ZM102 84V86H104ZM162 84V83H161ZM197 84V83H196ZM203 84V83H202ZM231 84V83H230ZM38 85H39V82H38ZM65 85H66V83H65ZM74 85V84H73ZM82 85V84H81ZM81 85H80V87H81ZM97 85V84H96ZM106 85V84H105ZM126 85V84H125ZM136 85V84H135ZM151 85H152V83H151ZM193 85V84H192ZM191 85V86H192ZM227 85V84H226ZM8 86V85H7ZM25 86V87H24ZM67 86H69V85H67ZM66 86V87H67ZM71 86V85H70ZM76 86V85H75ZM84 86V85H83ZM86 86V85H85ZM92 86V85H91ZM102 86H101V88H102ZM107 86H109V83H108V85ZM130 86H132V85H130ZM143 86V85H142ZM153 86V85H152ZM198 86V85H197ZM235 86V85H234ZM105 87V86H104ZM129 87V86H128ZM127 87V88H128ZM140 87V86H139ZM146 87V86H145ZM172 87V86H171ZM190 87V86H189ZM200 87V86H199ZM225 88H226V86H224ZM4 88L5 89H7L6 91H8L9 93L8 94H3V91H4ZM23 88V89H22ZM35 88V87H34ZM64 88H65V86H64ZM79 88V87H78ZM87 88V87H86ZM97 88V87H96ZM132 88V87H131ZM134 88V87H133ZM136 88V87H135ZM141 88V87H140ZM143 88V87H142ZM155 89H157L156 87H154ZM186 88V87H185ZM220 88V87H219ZM247 88V87H246ZM66 89V88H65ZM67 89H68V87H67ZM110 89V88H109ZM145 89V88H144ZM151 89V88H150ZM149 89V90H150ZM226 89H228V88H226ZM230 89H232V88H230ZM233 89H234V87H233ZM69 90H70V87H69ZM76 91H77V89H75ZM81 90H83V89H81ZM95 90V89H94ZM98 90V89H97ZM128 90V89H127ZM146 90V89H145ZM162 90V89H161ZM217 90V89H216ZM72 91V90H71ZM105 91H107V90H105ZM105 91H104V93H105ZM140 91V90H139ZM151 91V90H150ZM157 91V90H156ZM198 91H200V88H197V93H198ZM220 91V90H219ZM225 91V90H224ZM223 91V92H224ZM232 91V90H231ZM242 91V90H241ZM255 91V90H254ZM5 92V91H4ZM92 92V91H91ZM96 92V91H95ZM98 92V91H97ZM99 92H101V91H99ZM108 92V91H107ZM135 92V91H134ZM143 92V91H142ZM145 92V91H144ZM162 92V91H161ZM176 92V91H175ZM206 92V91H205ZM222 92V91H221ZM220 92V93H221ZM249 92V91H248ZM15 93H17V94H15ZM66 93H68V92H66ZM137 93V92H136ZM164 93V92H163ZM176 93H179V92H176ZM196 93V92H195ZM226 93V92H225ZM245 93V92H244ZM264 93V92H263ZM1 94H3L2 95V97H1ZM74 94V93H73ZM87 94V93H86ZM92 94V93H91ZM95 94V93H94ZM150 94V93H149ZM151 94H153V93H151ZM188 94V93H187ZM193 94H194V92H193ZM201 94V93H200ZM230 94V93H229ZM236 94V93H235ZM240 94V93H239ZM252 94V93H251ZM255 94V93H254ZM81 95V94H80ZM141 95V94H140ZM142 95H143V93H142ZM146 95V94H145ZM159 95V94H158ZM166 95V94H165ZM178 95V94H177ZM192 95V94H191ZM216 95V94H215ZM218 95V94H217ZM223 95V94H222ZM242 95V94H241ZM257 95V94H256ZM75 96V95H74ZM108 96V95H107ZM161 96V95H160ZM219 96L221 97V95L219 94ZM224 96V95H223ZM228 96V95H227ZM236 96V95H235ZM253 96V95H252ZM252 96H251V98H252ZM258 96V95H257ZM263 96V95H262ZM9 97H6V99L7 98H9ZM46 97V98H47ZM67 97V96H66ZM82 97V96H81ZM80 97V98H81ZM84 97V96H83ZM104 97H105V95H104ZM143 97V96H142ZM145 97V96H144ZM156 97V96H155ZM191 97V96H190ZM200 97V96H199ZM259 97V96H258ZM42 98V97H41ZM44 98V97H43ZM52 98V97H51ZM50 97H48V99H51ZM53 98H54V96H53ZM52 98V99H53ZM77 98V97H76ZM79 97H78V99H80ZM126 98V97H125ZM137 98H138V96H137ZM173 98V97H172ZM176 98H178V96L176 97ZM194 98H197L196 97V94H195V97ZM204 98V97H203ZM227 97H225V99H226ZM233 98H234V96H233ZM233 98H232V100H233ZM236 98H237V96H236ZM255 98H256V96H255ZM260 98V97H259ZM262 98V97H261ZM260 98V99H261ZM3 99V100H4ZM5 99V100H6ZM66 99V98H65ZM71 99V98H70ZM74 98H72V100H73ZM77 99V100H78ZM85 98H83V100H84ZM101 99V98H100ZM99 99V100H100ZM106 99H108V98H106ZM111 99V98H110ZM140 99V98H139ZM144 99V98H143ZM163 99V98H162ZM167 99V98H166ZM239 99H241V98H239ZM4 100V101H5ZM82 100V101H83ZM90 101H91V99H89ZM88 100V101H89ZM97 100H98V98H97ZM103 100V99H102ZM154 100H156V98L154 99ZM236 100V99H235ZM238 100V99H237ZM256 100V99H255ZM10 101V100H9ZM41 101H43V100H41ZM45 101H46V99H45ZM66 101V100H65ZM69 101H71V100H69ZM75 101V100H74ZM92 101H93V99H92ZM113 101V104L110 102V104L112 105V107H111V109L110 108H108L107 110H111V112H114L115 111V109H117V106H118V102L119 101H121L120 100V96H118V95H116L115 94V97H114V99L112 100ZM139 101H141V100H139ZM145 101V100H144ZM172 101H174V100H172ZM171 101V102H172ZM177 101H179L178 99H177ZM190 101H191V99H190ZM218 101V100H217ZM242 102H244L243 100H241ZM240 101V102H241ZM253 101V100H252ZM256 101H259V100H256ZM261 101V100H260ZM44 102V101H43ZM64 102V101H63ZM66 102H68V100L66 101ZM77 102V101H76ZM76 102H74V103H76ZM78 102H80L79 100H78ZM87 102V101H86ZM180 102V101H179ZM211 102H212V100H211ZM214 102V101H213ZM219 102H220V100H219ZM223 102V101H222ZM221 102V103H222ZM226 102V101H225ZM239 102V101H238ZM45 103V102H44ZM50 103V102H49ZM53 103V102H52ZM55 103V102H54ZM70 102H68V104H69ZM82 103V102H81ZM88 103V102H87ZM121 103V102H120ZM128 103V102H127ZM144 103V102H143ZM161 103V102H160ZM216 103V102H215ZM215 103H213V104H215ZM245 103H247V102H244V104ZM258 103V102H257ZM46 104V103H45ZM44 104V105H45ZM58 104H60V102H58ZM64 105H66L65 104V102L63 103ZM62 104V105H63ZM83 104V103H82ZM110 104H108V105H110ZM151 104H153L152 102H151ZM206 104V103H205ZM211 104V103H210ZM223 104H224V102H223ZM228 104H230V103H228ZM34 105V104H33ZM51 105L52 104H50L49 105V107L50 108H52L53 107V105H52V107H51ZM76 105L78 106V103H76ZM86 105V104H85ZM94 105V104H93ZM92 105V106H93ZM103 105H105V104H103ZM110 105V106H111ZM136 105V104H135ZM150 105V104H149ZM162 105H164V104H162ZM203 105V104H202ZM219 105H221V104H219ZM231 105H233V104H231ZM60 106V105H59ZM66 106H68V105H66ZM64 107V108H58V110L60 111V112H58V115H57V119H56V117L54 118V119H56L57 120V123L58 124H63L62 122L65 120L66 122H68L69 120H72L71 122L69 121L68 123H69V125L71 124V123H74V126H73V124H71L72 125V127L74 128L75 126H77L75 129H76V131H75V129H73V131L74 132H72V129L71 130H68V131H70V133L68 134V138H70V139H72V138H74V137H76V136H79V137H82V138H88V137H90L93 133H96L97 131H101L100 129H103V127H105L107 124H108V122L106 123V122H104L103 120H105V119H107V117L109 118H111V114L109 115L108 114V116H106L105 117V115L107 114L106 112H107V110H106V112H105V110H103L106 114L104 115V117H103V119H98L96 122H94V121H91L90 122V120H88L89 122H85V118H84V115L82 116L81 115V113L80 112H82V111H79V109H78V111H75V113L76 112H79L78 114H73V113H69V108L68 109H65V108H67V107ZM77 106H76V108H77ZM82 106V105H81ZM109 106V107H110ZM138 106V105H137ZM258 106V105H257ZM1 108H2V106H0ZM58 107V106H57ZM70 107V106H69ZM84 107V106H83ZM106 107V106H105ZM170 107H171V105H170ZM194 107V106H193ZM197 107V106H196ZM206 107V106H205ZM221 107H222V105H221ZM244 107V106H243ZM242 107V108H243ZM253 107V106H252ZM251 107V108H252ZM255 107V106H254ZM30 108V107H29ZM31 108H32V106H31ZM37 108H39V107H37ZM42 108H44V107H42ZM47 108V110H49L50 111V108H48V107H46ZM75 108V107H74ZM126 108V107H125ZM124 108V109H125ZM149 108V107H148ZM155 108V107H154ZM163 108H165V107H163ZM163 108H162V110H163ZM172 108V107H171ZM180 108V107H179ZM219 108V107H218ZM55 110H56V108H54ZM53 109V110H54ZM70 109H72V108H70ZM96 109V108H95ZM150 109V108H149ZM166 109V108H165ZM164 109V110H165ZM247 109H248V106H247ZM2 110V109H1ZM32 110V109H31ZM38 110V109H37ZM52 110V109H51ZM90 110V109H89ZM92 110H93V108H92ZM99 110V109H98ZM147 110V109H146ZM156 110H158V109H156ZM218 110V109H217ZM237 110V109H236ZM251 110V109H250ZM263 110V109H262ZM72 111V110H71ZM91 111V110H90ZM121 111H123V110H121ZM134 111V110H133ZM185 111V110H184ZM205 111V110H204ZM259 111V110H258ZM1 112V111H0ZM41 112L43 113V109L41 110ZM41 112H39V115H38V117L41 115V117L40 118H42V115H47L46 113L47 112H45V113H43V114H40ZM50 112H52V111H50ZM54 113H56L55 111H53ZM52 112V113H53ZM98 112V111H97ZM108 112H110V111H108ZM116 112V111H115ZM169 112V111H168ZM213 112V111H212ZM219 112V111H218ZM226 112V111H225ZM225 112H224V114H225ZM228 112V111H227ZM259 112H261V111H259ZM34 113V112H33ZM49 113V112H48ZM53 113V114H54ZM83 113V112H82ZM86 113V112H85ZM90 112H88V114H89ZM92 113V112H91ZM121 113V112H120ZM156 113H158V112H156ZM162 113V112H161ZM185 113V112H184ZM184 113H183V110H182V112L180 111L179 113H177V115L178 116H180L181 118H182V120L185 118L184 117ZM203 113V112H202ZM205 113V112H204ZM215 113V112H214ZM223 113V112H222ZM234 113H236V112H234ZM254 113V112H253ZM262 113H263V111H262ZM50 114V113H49ZM53 114H51L50 116H52ZM57 114V113H56ZM56 114H55V116H56ZM84 114V113H83ZM87 113H86V115H88ZM99 114V113H98ZM115 114V113H114ZM223 114V115H224ZM227 114V113H226ZM255 114V113H254ZM31 115V114H30ZM44 115V117H48V116H45ZM85 115V117H90L89 115L88 116H86ZM91 115H93V114H91ZM103 115V114H102ZM186 115V114H185ZM193 115H195V114H193ZM207 115H208V113H207ZM215 115V114H214ZM213 115V116H214ZM32 116H33V114H32ZM49 116V117H50ZM95 116H97V115H95ZM98 116H100V115H98ZM97 116V117H98ZM121 116V115H120ZM150 116V115H149ZM164 116V115H163ZM220 116V115H219ZM234 116V115H233ZM251 116V115H250ZM257 117H258V120H259V118H261L260 120H263L264 121V114H258V115H256ZM29 117V116H28ZM34 117V116H33ZM37 117V116H36ZM48 117V118H49ZM54 117V116H53ZM53 117H52V119H53ZM154 117V116H153ZM175 116L173 115V118H172V121H171V123H175V122H177V121H175L176 119L174 118ZM211 117H212V115H211ZM218 117V116H217ZM221 117V116H220ZM232 117V116H231ZM95 118V117H94ZM114 118V117H113ZM150 118V117H149ZM164 118V117H163ZM180 118V119H181ZM195 118H196V116H195ZM51 119V120H52ZM88 119V118H87ZM118 119V118H117ZM116 119V120H117ZM167 119V118H166ZM212 119V118H211ZM229 119V118H228ZM18 120V119H17ZM42 120H43V118H42ZM41 120V121H42ZM45 120H46V118H45ZM56 120L54 121V123L56 122ZM74 120H78V124L76 125L75 124V122L76 121H74ZM95 120H96V118H95ZM119 120V119H118ZM130 120V119H129ZM132 120V119H131ZM196 120V119H195ZM197 120H199V119H197ZM206 120H207V118H206ZM214 120V119H213ZM218 120H219V118H218ZM218 120H216V122L218 121ZM246 120V119H245ZM3 121V120H2ZM47 121H48V119H47ZM46 121V122H47ZM49 121H50V119H49ZM113 121V120H112ZM115 121V120H114ZM192 121H194V120H192ZM224 121V120H223ZM226 121V120H225ZM235 121V120H234ZM248 121V120H247ZM20 122V121H19ZM32 122V121H31ZM144 122V121H143ZM188 122H190V121H188ZM257 122V124H260L259 122H261V125H259L260 127H262V129L264 128L263 126H262V121H256ZM14 123H15V121H14ZM56 123V124H57ZM65 123V122H64ZM77 123V122H76ZM113 123H115V122H113ZM112 123V124H113ZM120 123V122H119ZM128 123V122H127ZM131 123V122H130ZM197 123V122H196ZM206 123H212V122H206ZM215 123V122H214ZM213 123V124H214ZM230 123H231V121H230ZM255 123V122H254ZM253 123V124H254ZM9 124V123H8ZM30 124V123H29ZM44 124V123H43ZM57 124V125H58ZM122 124V123H121ZM135 124V123H134ZM140 124V123H139ZM191 124V123H190ZM198 125H200V122H198L197 123ZM197 124H196V127H197ZM213 124H212V126H213ZM216 124H218V123H216ZM215 124V125H216ZM220 124H222V122L220 123ZM220 124H218V125H220ZM226 124V123H225ZM229 124V123H228ZM232 124H233V122H232ZM231 124V125H232ZM245 124V123H244ZM252 124V123H251ZM3 125V124H2ZM10 125H11V123H10ZM19 125H21V124H19ZM31 125V124H30ZM32 125H34L33 123H32ZM36 125V124H35ZM54 125V127H55V124H53ZM52 125V126H53ZM56 125V126H57ZM63 125H65V124H63ZM67 125V126H66ZM65 125V127L66 128H68V124H66ZM126 124H125V122H124V126H125ZM131 125H133V124H131ZM138 125V124H137ZM192 125V124H191ZM202 125V124H201ZM207 125H209V124H207ZM214 125V126H215ZM223 125H224V123H223ZM230 125V124H229ZM228 125V126H229ZM235 125V124H234ZM255 125V124H254ZM254 125H251L250 126V128L252 127V126H254ZM59 126V125H58ZM111 126V125H110ZM116 126V125H115ZM147 126V125H146ZM149 126V125H148ZM194 127H195V125H193ZM204 126H206V125H204ZM226 126V125H225ZM224 126V127H225ZM227 126V127H228ZM256 126V125H255ZM2 127V126H1ZM0 127V128H1ZM19 127V126H18ZM21 127V126H20ZM19 127V128H20ZM45 127V126H44ZM44 127H42L41 129H43ZM51 127V126H50ZM79 127H81L80 129H79ZM117 127V126H116ZM122 127H123V125H122ZM231 127V126H230ZM18 128V129H19ZM31 128V127H30ZM49 128V127H48ZM113 128V127H112ZM125 128V127H124ZM131 128V127H130ZM142 128H144V127H142ZM160 128V127H159ZM192 128V127H191ZM201 129H199V133L200 132H202V131H200V130H202L203 128L202 127H200ZM206 128H208V129H206ZM205 129H203L206 133H204V132H202V133H204V134H198L197 132H196V134H198L197 136H201V135H205V134H209V135H218L220 138H219V141L221 142L220 144H219V146H216L215 145V147L213 148V149H209V150H212V151H210V153L211 154H215V153H218V152H222V150L223 149H228V148H231L232 147V145H233V147L236 145V142L238 141H240L241 142V138H243V137H241L242 136V134H243V131L244 130H242V133H241V136H239V133L238 132H236V131H234V129H233V127H232V129L230 128V129H226V128H222V125H221V127H217V129L215 128L214 130H212V128L210 129L208 126L206 127ZM240 128V127H239ZM245 128V127H244ZM256 128V127H255ZM254 128V129H255ZM257 128H259L258 127V125H257ZM256 128V129H257ZM21 129V128H20ZM38 129V128H37ZM41 129H39L40 131H42ZM51 129H52V127H51ZM65 129V128H64ZM69 129V128H68ZM113 129H115V128H113ZM119 129V128H118ZM120 129H121V127H120ZM126 129V128H125ZM147 129V128H146ZM155 129V128H154ZM196 129V128H195ZM197 129H198V127H197ZM196 129V131H198ZM241 129V128H240ZM243 129V128H242ZM253 129V128H252ZM255 129V130H256ZM3 130V129H2ZM6 130H7V128H6ZM63 130V129H62ZM107 130V129H106ZM117 130V129H116ZM133 130V129H132ZM151 130V129H150ZM192 130V129H191ZM248 130V129H247ZM257 130H259V129H257ZM256 130V131H257ZM30 131V130H29ZM32 131V130H31ZM105 131V130H104ZM121 131L123 132V130L121 129ZM120 131V132H121ZM130 131V130H129ZM193 131V130H192ZM195 131V130H194ZM193 131V132H194ZM249 131V130H248ZM250 131H251V129H250ZM249 131V132H250ZM253 131V130H252ZM255 131V132H256ZM260 131V130H259ZM259 131H257V132H259ZM4 132V131H3ZM9 132V131H8ZM19 132V131H18ZM21 132V131H20ZM24 132H25V130H24ZM27 132H28V130H27ZM38 132V131H37ZM55 132H57V131H55ZM72 132V133H71ZM119 132V133H120ZM132 132V131H131ZM133 132H135V130H133ZM142 132H143V130H142ZM178 132V131H177ZM239 132H241L240 130H239ZM245 132V131H244ZM248 132V133H249ZM261 132H262V130H261ZM264 132V131H263ZM262 132V133H263ZM10 133H12V132H10ZM41 133V132H40ZM52 133V132H51ZM60 133H62V132H60ZM118 133V134H119ZM141 133V132H140ZM229 133L230 134H232V137L230 138V137H227L226 135L228 134V136H229ZM3 134V133H2ZM1 134V135H2ZM33 134V133H32ZM37 133H35V135H36ZM126 134V133H125ZM137 134V133H136ZM190 134H191V132H190ZM193 134V133H192ZM192 134H191V136H192ZM245 134V133H244ZM258 134H260V132L258 133ZM257 134V135H258ZM264 134V133H263ZM262 134V135H263ZM50 135V134H49ZM101 135V134H100ZM106 135V134H105ZM145 135V134H144ZM246 135H248V134H246ZM251 135H253V133H251ZM256 134H254V136H255ZM261 135V134H260ZM259 135V136H260ZM5 136V135H4ZM46 136V135H45ZM95 136V135H94ZM99 136V135H98ZM121 136H122V134H121ZM126 136H128V135H126ZM125 136V137H126ZM129 136H131V134H129ZM128 136V137H129ZM187 136V135H186ZM197 136H196V138H197ZM239 136V137H238ZM248 136H250V134L248 135ZM40 137V136H39ZM42 137V136H41ZM41 137H40V139H41ZM56 137V136H55ZM117 137V136H116ZM127 137V139H129ZM211 137V136H210ZM252 137V136H251ZM264 137V136H263ZM12 138H13V136H12ZM23 138V137H22ZM62 138V137H61ZM110 138V137H109ZM115 138V137H114ZM181 138H183V137H181ZM199 138V137H198ZM208 138V137H207ZM217 138V137H216ZM238 138H240V140H237ZM253 138V137H252ZM2 139H3V137H2ZM10 139V138H9ZM28 139V138H27ZM116 139H118V138H116ZM125 139V138H124ZM127 139H126V141H127ZM134 139H135V137H134ZM145 138H143V140H144ZM205 139H206V137H205ZM211 139V138H210ZM213 139V138H212ZM218 139V138H217ZM245 139V138H244ZM257 139H259V138H257ZM261 139V141L260 142H262V138H260ZM264 139V138H263ZM11 140V139H10ZM34 140V139H33ZM67 140V139H66ZM122 140H123V138H122ZM133 140V139H132ZM131 140V138H130V141H132ZM180 140V139H179ZM190 140H192V139H190ZM196 140V139H195ZM200 139H198V142H200L199 141ZM208 140V139H207ZM215 140V139H214ZM43 141V140H42ZM64 141H65V138H64ZM109 141V140H108ZM118 141H119V139H118ZM125 141V142H126ZM138 141V140H137ZM183 141V140H182ZM206 141V140H205ZM210 141V140H209ZM245 141H247V140H243V143L245 142ZM249 141H251V140H249ZM26 142V141H25ZM33 142V141H32ZM31 142V143H32ZM67 142V141H66ZM71 142H73V140H70V141H68V144H70ZM105 142V141H104ZM107 142V141H106ZM121 142H123V141H121ZM140 142V141H139ZM138 142V143H139ZM145 142V141H144ZM147 142V141H146ZM185 142V141H184ZM214 142V141H213ZM212 142V143H213ZM237 142V143H238ZM240 142L237 144V145H239L240 144ZM254 143H252V144H256L255 142V140L253 141ZM258 143L257 144H259V140L257 141ZM264 142V141H263ZM14 143V142H13ZM28 143V142H27ZM114 143H115V140H114ZM137 143V142H136ZM196 143H197V141H196ZM204 143V142H203ZM209 143V142H208ZM211 143V144H212ZM216 143V142H215ZM248 142H246V144H247ZM2 144V143H1ZM4 144V143H3ZM26 144V143H25ZM24 144V145H25ZM67 144V143H66ZM109 144H111L110 142H109ZM118 144H120V143H118ZM117 144V145H118ZM124 144V143H123ZM134 144V143H133ZM141 144H143V143H141ZM176 144H177V142H176ZM193 144V143H192ZM192 144H191V146H192ZM198 144V143H197ZM205 144V143H204ZM207 144V143H206ZM242 144V143H241ZM249 144V143H248ZM264 144V143H263ZM18 145H21L20 143L18 144ZM17 145V146H18ZM35 145V144H34ZM40 145V144H39ZM45 145V144H44ZM55 145V144H54ZM63 145V144H62ZM62 145H60L61 147H64V146H62ZM115 145H116V143H115ZM128 145V144H127ZM134 145H136V144H134ZM144 145V144H143ZM142 145V147L140 148L141 150L140 151H143V153H146V152H144L145 151V149H146V146H143ZM202 145V144H201ZM251 145V144H250ZM15 146V145H14ZM38 146V145H37ZM43 146V145H42ZM50 146V145H49ZM53 146V145H52ZM68 146V145H67ZM110 146V145H109ZM114 146V145H113ZM120 146V145H119ZM123 146V145H122ZM129 146V145H128ZM186 146V145H185ZM209 146V145H208ZM242 146V148H244L243 146H244V144H242L241 145ZM252 146V145H251ZM259 147L261 146V145H258ZM10 147V146H9ZM24 147V146H23ZM39 147V146H38ZM48 147V146H47ZM70 147V146H69ZM89 147V146H88ZM115 147V146H114ZM124 147V146H123ZM133 147V146H132ZM156 147V146H155ZM197 147H198V145H197ZM237 147H240V146H237ZM245 147H246V145H245ZM257 147V146H256ZM28 148V147H27ZM56 148V147H55ZM78 148V147H77ZM116 148V147H115ZM135 148H136V146H135ZM158 148V147H157ZM181 148V147H180ZM194 148V147H193ZM207 147H205L204 149H206ZM249 148V147H248ZM247 147H246V149L245 150H247L248 149ZM18 149H19V147H18ZM32 149V148H31ZM37 150H38V148H36ZM53 149V148H52ZM60 149V151L62 150L61 148H59ZM58 149V150H59ZM67 149V148H66ZM96 149V148H95ZM126 149V148H125ZM138 149V148H137ZM155 149V148H154ZM163 149V148H162ZM182 149V148H181ZM197 149V148H196ZM201 149H202V147H201ZM233 149H235V147L233 148ZM238 148H236V150H237ZM240 149V148H239ZM250 149V148H249ZM248 149V151H250ZM255 149V148H254ZM262 149H264V148H262ZM16 150H17V147H16ZM35 150V149H34ZM37 150H35V152L37 151ZM50 150V149H49ZM57 150V151H58ZM71 150V149H70ZM128 150V149H127ZM167 150V149H166ZM184 150V149H183ZM190 150V149H189ZM207 150V149H206ZM208 150V151H209ZM231 150H232V148H231ZM236 150H235V154H236ZM243 152H244V150L243 149H241ZM24 151V150H23ZM39 151V150H38ZM56 151V150H55ZM57 151L56 152H54L55 154H53L52 156H57L56 155V153H57ZM66 151V150H65ZM65 151H63L64 153H67V152H65ZM90 151V150H89ZM114 151V150H113ZM122 152H124L123 150H121ZM148 151V150H147ZM196 151V150H195ZM202 151V150H201ZM224 151V150H223ZM226 151V150H225ZM233 151V150H232ZM19 152V151H18ZM50 152V151H49ZM53 152V151H52ZM109 152V151H108ZM127 152V151H126ZM132 152H133V150H132ZM200 152V151H199ZM207 152V151H206ZM205 152V153H206ZM256 152V151H255ZM260 152V151H259ZM6 153V152H5ZM37 153V152H36ZM51 153V152H50ZM75 153V152H74ZM142 153V154H143ZM165 153V152H164ZM177 153V152H176ZM201 153H204V152H201ZM209 153V152H208ZM227 153H229V152H227ZM233 153H234V151H233ZM239 153H240V151L238 152V155H239ZM247 153V152H246ZM245 153V154H246ZM261 153V152H260ZM262 153H263V151H262ZM4 154V153H3ZM8 154V153H7ZM14 154V153H13ZM27 154V153H26ZM38 154H39V152H38ZM62 154V153H61ZM86 154V153H85ZM105 154V153H104ZM158 154V153H157ZM199 154V153H198ZM222 154V153H221ZM225 154V153H224ZM231 154V153H230ZM243 154V153H242ZM244 154V155H245ZM248 154V153H247ZM4 155H6V154H4ZM15 155V154H14ZM31 155H33V153L31 154ZM43 155V154H42ZM50 155V154H49ZM64 155V154H63ZM84 155V154H83ZM83 155H80V156H83ZM122 155V154H121ZM144 155V154H143ZM142 155V156H143ZM186 155V154H185ZM188 155V154H187ZM191 155V154H190ZM194 155H196V154H194ZM200 155V154H199ZM208 155V154H207ZM206 155V156H207ZM232 155V154H231ZM234 155V154H233ZM17 156V155H16ZM29 156V155H28ZM38 156V155H37ZM39 156H40V154H39ZM72 156V155H71ZM70 156V157H71ZM80 156H79V159H80ZM90 156V155H89ZM139 156V154H138V151L136 152H134V153H131L130 152V155L128 154V156H126V158L124 159L123 157H124V155H123V161H122V163L120 164V169H124V168H129V167H131V165H136L137 163H139V161H137V157ZM154 156V155H153ZM164 156V155H163ZM219 156V155H218ZM217 156V157H218ZM226 156V155H225ZM5 157V156H4ZM9 157V156H8ZM24 157V156H23ZM31 157V156H30ZM43 157V156H42ZM62 155H58L57 156V159L59 158V160L60 159H62ZM175 157V156H174ZM186 157V156H185ZM189 157V156H188ZM195 157V156H194ZM193 157V158H194ZM215 157V158H214ZM216 156H213V160H215L216 161V158H217ZM221 157V156H220ZM235 157V156H234ZM237 157V156H236ZM264 155L262 156V157H260V158H262L263 160H264ZM32 158V157H31ZM30 158V159H31ZM45 158V157H44ZM63 158H65V156L63 157ZM67 158V157H66ZM161 158V157H160ZM166 158V157H165ZM176 158V157H175ZM192 158V159H193ZM197 158V157H196ZM208 158H210V157H208ZM219 158V157H218ZM222 158V157H221ZM221 158H219L220 160H221ZM225 158V157H224ZM241 158V157H240ZM245 158V157H244ZM249 158V157H248ZM247 158V159H248ZM253 158V157H252ZM257 158H259V156L257 157ZM256 158V159H257ZM1 159V158H0ZM6 159V158H5ZM35 159V158H34ZM36 159H38V158H36ZM56 159V160H57ZM143 159H145V158H142V160ZM149 159V158H148ZM198 159V158H197ZM203 159H206V158H203ZM202 159V160H203ZM218 159V160H219ZM251 159V158H250ZM256 159H254V160H256ZM10 160V159H9ZM42 160V159H41ZM53 160V159H52ZM51 159H50V161H48L49 163H51V161H52ZM58 160V161H59ZM77 160V159H76ZM109 160V159H108ZM141 160V159H140ZM163 160V159H162ZM176 160V159H175ZM186 160V159H185ZM185 160H183V161H185ZM195 160V159H194ZM207 161H208V159H206ZM210 160V159H209ZM212 160V159H211ZM211 160H210V164H208V163H206V162H203V163H205V165H208L209 167H211ZM212 160V161H213ZM220 160H219V162H220ZM225 160L226 159H224V163L226 164V162H225ZM241 160V159H240ZM253 160V159H252ZM251 160V161H252ZM254 160H253V162H254ZM263 160L262 161H260L259 160V163H257L258 161H255L256 162V164H254L253 162H252V164H254V166H257V167H260L259 169L257 168V167H255V171H251L250 169H247L246 171H247V174L246 175H241L240 176V179H239V182H240V184H242V186L244 187V184H245V188L247 187V185H248V187H253V189H252V191L254 190V192L255 191H257V192H259L258 190H255L254 189V187L256 188V186H260V185H263L264 184V162H263ZM22 161V160H21ZM27 161V160H26ZM54 161H55V158H54ZM63 160H60V162H62ZM69 161V160H68ZM149 161V160H148ZM173 161V160H172ZM187 161V160H186ZM199 161V160H198ZM214 161V162H215ZM245 161V160H244ZM250 161V162H251ZM14 162V161H13ZM16 162V161H15ZM30 162V161H29ZM57 162V161H56ZM121 162V161H120ZM174 162V161H173ZM177 162H178V164L177 165H181V164H179V161L177 160ZM176 162V163H177ZM196 162V161H195ZM213 162V165L215 166V164H216V162L214 163ZM223 162V161H222ZM222 162H220L221 164H222ZM242 162V161H241ZM9 163V162H8ZM11 163V162H10ZM9 163V164H10ZM22 163V162H21ZM78 163V162H77ZM142 163V162H141ZM146 163V162H145ZM152 163H154V161H152ZM160 163V162H159ZM181 163V162H180ZM185 163H187V162H185ZM198 163V162H197ZM199 163H200V161H199ZM203 163H201V164H203ZM218 163V162H217ZM248 163H249V161H248ZM19 165H21L20 164V162L18 163ZM18 164H16L17 166H19ZM26 164V163H25ZM31 164V163H30ZM42 164V163H41ZM51 164H56V163H51ZM79 164V163H78ZM155 164V163H154ZM169 164V163H168ZM171 164V163H170ZM190 164V163H189ZM220 164V165H221ZM233 164V163H232ZM240 164V163H239ZM244 164V163H243ZM2 165H4V164H2ZM8 165V164H7ZM139 165V164H138ZM143 165V164H142ZM152 165V164H151ZM162 165V164H161ZM199 165V164H198ZM205 165H203V166H205ZM213 165H212V167H213ZM217 165V164H216ZM219 165V166H220ZM224 165V164H223ZM222 165V166H223ZM229 165V164H228ZM238 165V164H237ZM241 165V164H240ZM1 166V165H0ZM9 166V165H8ZM29 166V165H28ZM42 166V165H41ZM49 166V165H48ZM47 166V167H48ZM53 166V165H52ZM72 166V165H71ZM162 166H164V165H162ZM190 166V165H189ZM197 166V165H196ZM253 165H252V167H254ZM15 167V166H14ZM13 167V168H14ZM30 167H31V165H30ZM51 167V166H50ZM56 167H57V164H56ZM76 167V166H75ZM135 167V166H134ZM143 167V166H142ZM168 167H169V165H168ZM168 167H165L164 166V169H162V170H165V169H167ZM186 167V166H185ZM187 167H188V164H187ZM198 167V166H197ZM201 167V166H200ZM218 167V166H217ZM224 167V166H223ZM235 167V166H234ZM233 167V168H234ZM247 167V166H246ZM250 167V166H249ZM10 168V167H9ZM17 168H19V167H17ZM22 168V167H21ZM25 168V167H24ZM53 168H55V167H53ZM52 168V169H53ZM100 169H98L97 171H96V169H94L95 171H93L92 173H91V175L92 174H94V175H97V173H98V175H99V172H101L102 173V171H104V170H107V171H110L111 170V168H109V167H99ZM116 168V167H115ZM133 168V167H132ZM145 168V167H144ZM158 168V167H157ZM170 168V167H169ZM176 168V167H175ZM174 168V170H176ZM215 168V167H214ZM213 168V170H215ZM233 168H231V169H233ZM239 168V167H238ZM238 168H237V170H238ZM8 169V168H7ZM30 169V168H29ZM28 169V170H29ZM34 169V168H33ZM40 169V168H39ZM71 169V168H70ZM73 169V168H72ZM92 169H93V167H92ZM118 169V168H117ZM143 169V168H142ZM200 169V168H199ZM240 169V168H239ZM253 169V168H252ZM50 170V169H49ZM76 170V169H75ZM131 170V169H130ZM151 170V169H150ZM155 170V169H154ZM173 170V172H174V174L173 175H175V172L176 171H174ZM180 170V169H179ZM178 170V171H179ZM187 170H188V168H187ZM186 170V171H187ZM192 170V169H191ZM198 170V169H197ZM197 170H196V172H197ZM203 170V169H202ZM207 170V169H206ZM224 170H226V168L224 169ZM227 170H228V168H227ZM235 170V169H234ZM254 170V169H253ZM1 171V170H0ZM14 171V170H13ZM24 171H26V170H24ZM23 171V172H24ZM30 171V170H29ZM32 171V170H31ZM39 171V170H38ZM111 171H113V170H111ZM122 171V170H121ZM166 171V170H165ZM172 171V170H171ZM204 171V170H203ZM202 171V172H203ZM210 171H211V169H210ZM209 171V172H210ZM11 172V171H10ZM27 172V171H26ZM36 172V171H35ZM52 172V171H51ZM88 172V171H87ZM106 172V171H105ZM118 172H120V171H118ZM158 172V171H157ZM159 172H161V170H159ZM167 172H169V170H167ZM185 172V171H184ZM18 173V172H17ZM22 173V172H21ZM53 173V172H52ZM56 173V172H55ZM60 173H61V171H60ZM90 173V172H89ZM88 173V174H89ZM110 173V172H109ZM153 173V172H152ZM162 173H164V172H162ZM178 173V172H177ZM180 173V172H179ZM187 173V172H186ZM216 173H217V171H216ZM224 173V172H223ZM227 173V172H226ZM8 174V173H7ZM11 174V173H10ZM14 174V173H13ZM20 174V173H19ZM23 174V173H22ZM26 174V173H25ZM32 174V173H31ZM36 174V173H35ZM75 174V173H74ZM79 174H81V173H79ZM84 174H86L85 172H84ZM112 174V173H111ZM114 174V173H113ZM126 174V173H125ZM133 174V173H132ZM150 174V173H149ZM183 174H185V173H183ZM193 174H194V171H193ZM199 174V173H198ZM229 174V173H228ZM234 174V173H233ZM28 175V174H27ZM73 175V174H72ZM76 175H78V174H76ZM87 175V174H86ZM85 175V176H86ZM123 175V174H122ZM157 175H159V173H157ZM157 175H156V178H157ZM162 176H163V174H161ZM164 175H165V173H164ZM191 175V174H190ZM210 175V174H209ZM225 175V174H224ZM5 176V175H4ZM13 176V175H12ZM48 176V175H47ZM63 176V175H62ZM81 176V175H80ZM102 176H103V174H102ZM126 176V175H125ZM129 176V175H128ZM162 176L160 177V178H162ZM198 176V175H197ZM235 176V175H234ZM243 176V177H242ZM32 177V176H31ZM40 177V176H39ZM43 176L41 175V178H42ZM61 177V176H60ZM73 177V176H72ZM79 177V176H78ZM93 177V176H92ZM95 177V176H94ZM98 177V176H97ZM100 177V176H99ZM109 177V176H108ZM116 177V176H115ZM117 177H118V175H117ZM165 177H166V175H165ZM165 177H163L164 179H165ZM223 177V176H222ZM227 177V176H226ZM17 178V177H16ZM33 178V177H32ZM45 178V177H44ZM85 178V177H84ZM87 178V177H86ZM91 178V177H90ZM89 178V179H90ZM113 178V177H112ZM125 178H128V177H125ZM131 177H129L128 179H130ZM144 178H146V177H144ZM167 178V177H166ZM169 178V177H168ZM167 178V179H168ZM174 178V177H173ZM181 178V177H180ZM186 178V177H185ZM196 178V177H195ZM220 178V177H219ZM218 178V179H219ZM223 178H225V177H223ZM228 178H229V175H228ZM237 178V177H236ZM236 178H235V180H236ZM1 179V178H0ZM10 179V178H9ZM13 179H14V177H13ZM17 179H19V178H17ZM25 179V178H24ZM40 179V178H39ZM68 179V178H67ZM76 179V178H75ZM79 179H81V177L79 178ZM104 179V178H103ZM120 179V178H119ZM159 179V177L157 178V179H155V177H154V179H153V181H155V180H158ZM175 179V178H174ZM187 179V178H186ZM185 179V180H186ZM202 179V178H201ZM210 179H212V178H210ZM217 179V180H218ZM221 179V178H220ZM219 179V180H220ZM238 179V178H237ZM21 180H23V178L21 179ZM33 180V179H32ZM42 180H44V179H41V183L43 182ZM93 180V179H92ZM96 180V179H95ZM107 180V179H106ZM113 180H115V178L113 179ZM123 180H125L124 179V175H123ZM127 180V179H126ZM132 180V179H131ZM130 180V181H131ZM166 180V179H165ZM182 180V179H181ZM184 180V181H185ZM195 180V179H194ZM222 180V179H221ZM220 180V181H221ZM225 180V179H224ZM233 180V179H232ZM235 180H234V182H235ZM10 181V180H9ZM30 181H31V179H30ZM40 181V180H39ZM46 181V180H45ZM45 181H44V183H45ZM48 181V180H47ZM67 181V180H66ZM97 181V180H96ZM107 181H109V180H107ZM117 181V180H116ZM116 181H113V182H116ZM122 181V180H121ZM129 181V182H130ZM133 181V180H132ZM159 181V180H158ZM157 181V182H158ZM164 181V180H163ZM176 181V180H175ZM175 181H174V183H175ZM183 181V180H182ZM189 181V180H188ZM215 181V180H214ZM1 182V181H0ZM12 182V181H11ZM24 182H26V181H24ZM49 182V181H48ZM47 182V183H48ZM93 182V181H92ZM112 182V183H113ZM119 182H120V180H119ZM148 182V181H147ZM162 182V181H161ZM165 182V181H164ZM177 182H179V181H177ZM206 182V181H205ZM219 182V181H218ZM223 182V181H222ZM233 182V181H232ZM237 182V181H236ZM19 183V182H18ZM40 183V182H39ZM60 183V182H59ZM82 183V182H81ZM106 183V182H105ZM117 183H118V181H117ZM117 183H116V185H117ZM125 183V182H124ZM145 183V182H144ZM152 183V182H151ZM170 183V182H169ZM181 183V182H180ZM211 183V182H210ZM220 183V182H219ZM238 183V182H237ZM25 184V183H24ZM31 184H32V182H31ZM43 184V183H42ZM70 184V183H69ZM96 184V183H95ZM101 184V183H100ZM107 184V183H106ZM110 184V183H109ZM126 184H127V182H126ZM133 184H134V181H133ZM173 184V183H172ZM200 184V183H199ZM218 184V183H217ZM223 184H225V181L223 182ZM228 184V183H227ZM230 184H231V182H230ZM23 185V184H22ZM97 185H98V183H97ZM102 185V184H101ZM104 185V184H103ZM118 185H120L119 183H118ZM208 185V184H207ZM234 185H235V183H234ZM236 185H238V184H236ZM235 185V186H236ZM250 185V186H249ZM5 186V185H4ZM14 186V185H13ZM77 186V185H76ZM84 186V185H83ZM107 186H109V187H111V185H107ZM114 186V185H113ZM112 186V187H113ZM123 186V185H122ZM125 186V185H124ZM143 186V185H142ZM156 186V185H155ZM161 186V185H160ZM168 186H170V184L168 185ZM175 186V185H174ZM177 186V185H176ZM184 186V185H183ZM191 186V185H190ZM221 186V185H220ZM234 186V187H235ZM28 187H29V185H28ZM82 187V186H81ZM96 187V186H95ZM104 187V186H103ZM111 187V188H112ZM127 187V186H126ZM179 187V186H178ZM186 187V186H185ZM187 187H189L188 185H187ZM219 187V186H218ZM224 187V186H223ZM232 187V186H231ZM233 187V188H234ZM247 187V188H248ZM262 187V186H261ZM1 188H2V186H1ZM0 188V189H1ZM31 188V187H30ZM30 188H28V190H31ZM97 188H100V187H98L97 186ZM106 188V186L104 187V188H102V189H105ZM122 188V187H121ZM157 188V187H156ZM161 188V187H160ZM167 188H169V187H167ZM167 188H165V189H167ZM180 188V187H179ZM210 188V187H209ZM237 188H238V186H237ZM240 188V187H239ZM244 188V189H245ZM11 189V188H10ZM34 188H32V190H33ZM74 189V188H73ZM87 189H90V187L89 188H87ZM95 189V188H94ZM101 189V188H100ZM100 189H98V190H100ZM158 189V188H157ZM171 189V188H170ZM218 189V188H217ZM219 189H220V187H219ZM225 189V188H224ZM227 189V188H226ZM243 189V190H244ZM250 189V188H249ZM248 189V190H249ZM260 189V188H259ZM21 190V189H20ZM26 190V189H25ZM27 190V191H28ZM54 190V189H53ZM69 190V189H68ZM97 190V191H98ZM107 190H110V189H107ZM122 190V189H121ZM126 190V189H125ZM132 190V189H131ZM143 190V189H142ZM152 190H154V189H152ZM179 190V189H178ZM205 190V189H204ZM215 190V189H214ZM222 190V189H221ZM220 190V191H221ZM246 190V191H245ZM244 191L245 192H247V193H249L250 194V191L248 192V190L247 189H245ZM262 190V189H261ZM22 191H23V189H22ZM22 191L20 192V193H22ZM70 191V190H69ZM89 191V190H88ZM101 191V190H100ZM111 191V190H110ZM109 191V192H110ZM113 191V190H112ZM115 191V190H114ZM182 191V190H181ZM201 191V190H200ZM212 191V190H211ZM223 191V190H222ZM234 191V190H233ZM232 191V192H233ZM252 191H251V194H252ZM1 192H2V190H1ZM6 192V191H5ZM10 192V191H9ZM62 192H63V190H62ZM64 192H66V191H64ZM83 192V191H82ZM102 192V191H101ZM117 192V191H116ZM151 192V191H150ZM190 192V191H189ZM210 191H208V193H209ZM229 193H230V191H228ZM7 193V192H6ZM18 193V192H17ZM26 193V192H25ZM25 193H24V195H25ZM31 193V192H30ZM73 193V192H72ZM72 193L70 194V195H72ZM100 193V192H99ZM103 193V192H102ZM106 193V192H105ZM104 193V194H105ZM159 193V192H158ZM157 193V194H158ZM162 193V192H161ZM206 193V192H205ZM237 193V192H236ZM244 193V192H243ZM260 193V194H259ZM258 194L257 193H255V194H257V195H255L254 193L252 194V195H254V197H251V198H247V200H245V205L243 204V202H242V204L244 205H242L239 209H237V211H235L236 209L234 208V211L232 212V210H230L231 212H229V214H227L226 212L227 211H225V213L227 214V215H225L224 213V216H222V217H220V215H218V217L219 218H217V216H215L216 218H214V216H213V218H211L210 216H209V214H211L212 212L213 213H217V212H214V211H210V210H208L207 211V209L206 208H204V210L206 209V211L207 212H210L209 214L208 213H206V215H205V217H208L209 216V218H206V220H207V222H208V224L207 223H203L204 224V226L205 225H207V226H205L207 229H211V230H218V232H219V230H220V232L223 230V231H226L227 232V230H230L231 231V229H236L237 230V228L238 229H241V231H242V228L241 227H243V228H245L244 226L245 225H247V223H249L251 220H252V218H254V216H257L256 215V213L258 212V211H263L264 210V191H263V193L261 194V191L259 192ZM14 194H16V193H14ZM34 194V193H33ZM67 193H65V195H66ZM77 194V193H76ZM82 194V193H81ZM93 194H96V193H93ZM101 194V193H100ZM156 194V195H157ZM160 194V193H159ZM179 194V193H178ZM225 194V193H224ZM242 194V193H241ZM3 194H1V196H2ZM19 195V194H18ZM22 195V194H21ZM20 195V196H21ZM27 195H29V193L27 194ZM63 195H64V193H63ZM65 195L62 197H60V198H65ZM90 195V194H89ZM102 195V194H101ZM100 195V196H101ZM107 195L109 196L110 194H108L107 193ZM120 195V194H119ZM132 195V194H131ZM152 195V194H151ZM154 195V194H153ZM152 195V196H153ZM169 195V194H168ZM186 195V194H185ZM191 195V194H190ZM196 195V194H195ZM199 195V194H198ZM209 195V194H208ZM220 195H222V194H220ZM219 195V196H220ZM231 193L230 194H225V195H223V196H225V198L227 197L228 199L229 198H231ZM236 195V194H235ZM234 195V196H235ZM0 196V197H1ZM14 196V195H13ZM26 196V195H25ZM106 196V195H105ZM104 196V197H105ZM107 196V197H108ZM111 196H113V195H111ZM126 196V195H125ZM180 196H181V194H180ZM210 196V195H209ZM237 196V195H236ZM245 196H247V195H245ZM18 198H20L19 196H17ZM28 197H30V196H28ZM43 197V196H42ZM69 197V196H68ZM71 197V196H70ZM90 197V196H89ZM92 197V196H91ZM150 197V196H149ZM201 197V196H200ZM203 197H206L205 195L203 196ZM216 197V196H215ZM233 197V196H232ZM238 197V196H237ZM240 197V196H239ZM244 197V195L242 196V198ZM247 197H249V195L247 196ZM67 198V197H66ZM65 198V199H66ZM109 198H111V197H109ZM158 198V197H157ZM178 198V197H177ZM191 198V197H190ZM198 198V197H197ZM208 198V197H207ZM210 198V197H209ZM224 198V197H223ZM11 199V198H10ZM23 199V198H22ZM79 199V198H78ZM83 199V198H82ZM86 199V198H85ZM98 199V198H97ZM101 199V198H100ZM99 199V200H100ZM192 199V198H191ZM194 199H195V197H194ZM203 198H201V200H202ZM205 199V198H204ZM211 199H213L212 197H211ZM221 199V198H220ZM232 199V198H231ZM233 199H234V197H233ZM238 199V198H237ZM246 199V198H245ZM0 200H3V199H1L0 198ZM14 200H17V201H15V202H19V200L18 199H14ZM24 200V199H23ZM26 200V199H25ZM64 200V199H63ZM67 200V199H66ZM96 200V199H95ZM103 200V199H102ZM102 200H100V201H102ZM105 200H107L106 202H108V200L109 199H105ZM129 200V199H128ZM139 200V199H138ZM142 200V199H141ZM146 200V199H145ZM149 200H151L150 198H149ZM198 200V199H197ZM244 200V199H243ZM242 200V201H243ZM7 201H9L8 200V198H7ZM78 201V200H77ZM80 201V200H79ZM89 201V200H88ZM88 201H86V202H88ZM99 201V202H100ZM136 201V200H135ZM164 201V200H163ZM189 201L191 202V200L189 199ZM193 201V200H192ZM212 201V200H211ZM226 201V200H225ZM229 201V200H228ZM227 201V202H228ZM238 201H240V200H238ZM2 202V201H1ZM4 202V201H3ZM14 202V201H13ZM22 203H23V201H21ZM93 202V201H92ZM103 202H104V200H103ZM114 202V201H113ZM199 202H201V201H199ZM213 202V201H212ZM214 202H216V201H214ZM237 202V201H236ZM6 203V202H5ZM9 203V202H8ZM68 203V202H67ZM70 203V202H69ZM74 203V202H73ZM72 203V204H73ZM79 204H81V202H78ZM105 203V202H104ZM117 203V202H116ZM129 203V202H128ZM165 203V202H164ZM163 203V204H164ZM171 202H169V204H170ZM180 203V202H179ZM187 203V202H186ZM193 203H194V201H193ZM202 203V202H201ZM209 203V202H208ZM219 203V202H218ZM223 203V202H222ZM229 203H231V202H229ZM239 202H237V204H238ZM11 204V203H10ZM14 204V203H13ZM91 204V203H90ZM98 204V203H97ZM100 205L102 204V202L101 203H99ZM111 204V203H110ZM138 204V203H137ZM160 204V203H159ZM206 204V203H205ZM235 205H236V203H234ZM12 205V204H11ZM21 205V204H20ZM67 205V204H66ZM75 205H76V203H75ZM82 205V204H81ZM87 205H88V203H87ZM93 205V204H92ZM103 205V204H102ZM154 205V204H153ZM165 205V204H164ZM188 205V204H187ZM191 205V204H190ZM201 205V204H200ZM203 205V204H202ZM214 205V204H213ZM212 205V206H213ZM13 206V205H12ZM17 206V205H16ZM91 206V205H90ZM90 206H89V208H90ZM95 206H97L96 204H95ZM148 206V205H147ZM162 206V205H161ZM160 206V207H161ZM166 206V205H165ZM168 206V205H167ZM186 206V205H185ZM192 206V205H191ZM198 206V205H197ZM220 206H222V205H220ZM228 206V205H227ZM232 206V205H231ZM240 206V205H239ZM259 206H262V207H260V209H263V210H259L258 209V207ZM66 207V206H65ZM73 207H74V205H73ZM85 207L87 208V206L85 205ZM97 207H99V206H97ZM101 207V206H100ZM138 207V206H137ZM169 207V206H168ZM171 207V206H170ZM187 207V206H186ZM204 207V206H203ZM207 207V206H206ZM83 208V207H82ZM102 208V207H101ZM112 208V207H111ZM177 208H178V206H177ZM183 208V207H182ZM181 208V209H182ZM213 208V207H212ZM212 208H211V210H212ZM215 208H216V206H215ZM219 208V207H218ZM223 208V207H222ZM2 209V208H1ZM50 209H52V208H50ZM49 209V210H50ZM65 209V208H64ZM68 209V208H67ZM66 209V210H67ZM74 209V208H73ZM95 209V208H94ZM108 209V208H107ZM137 209V208H136ZM139 209V208H138ZM145 209V208H144ZM162 209V208H161ZM164 209V208H163ZM162 209V210H163ZM169 209V208H168ZM174 209V208H173ZM179 209V208H178ZM177 209V210H178ZM181 209H179L180 211H181ZM184 209V208H183ZM2 210H4V209H2ZM9 210H11L10 208H9ZM14 210V209H13ZM20 210V209H19ZM68 210H70V209H68ZM79 210V209H78ZM85 210V212H87L86 211V209H84ZM90 210V209H89ZM88 210V211H89ZM92 210V209H91ZM90 210V212H92ZM95 210H98V209H95ZM148 210V209H147ZM149 210H150V208H149ZM170 210V209H169ZM175 210V209H174ZM187 210H189V209H187ZM186 210V211H187ZM194 210V209H193ZM199 210V209H198ZM203 210V209H202ZM12 211V210H11ZM34 211V210H33ZM104 211V210H103ZM112 211V210H111ZM117 211V210H116ZM120 211V210H119ZM129 211V210H128ZM144 211V210H143ZM158 211V210H157ZM182 211H184V210H182ZM216 211V210H215ZM220 211V210H219ZM70 212V211H69ZM71 212H72V210H71ZM81 213H82V209H81V211H80ZM100 212V211H99ZM105 212V211H104ZM108 212V211H107ZM221 212H223V211H221ZM11 213V212H10ZM13 213V212H12ZM38 213V212H37ZM64 213H66V212H64ZM68 213V212H67ZM83 213H84V211H83ZM88 213V212H87ZM159 213V212H158ZM177 213V212H176ZM175 213V214H176ZM181 213V212H180ZM193 213V212H192ZM220 213V212H219ZM260 213V212H259ZM262 213V212H261ZM264 213V212H263ZM31 214H34V213H30V215ZM60 214H62V213H60ZM72 214V217H73V213H71ZM78 214H79V211H78ZM86 214V213H85ZM95 214V213H94ZM119 214V213H118ZM129 214V213H128ZM172 214V213H171ZM182 214V213H181ZM180 214V215H181ZM198 214H200V213H198ZM198 214H196V219L198 218L197 217V215ZM205 214V213H204ZM214 214V215H215ZM222 214V213H221ZM222 214V215H223ZM76 215V214H75ZM74 215V216H75ZM79 215H81V214H79ZM89 215V214H88ZM87 215V216H88ZM90 215H92V214H90ZM117 215V214H116ZM152 215V214H151ZM154 215H155V213H154ZM159 215H160V213H159ZM163 215H165V214H163ZM189 215H190V213H189ZM213 215V214H212ZM262 215H264V214H262ZM261 214H260V216H262ZM66 216H68L67 214H66ZM138 216V215H137ZM175 216V215H174ZM185 216H186V214H185ZM204 216V215H203ZM203 216H201V217H203ZM69 217V216H68ZM77 217H79L78 215H77ZM82 217V216H81ZM86 217V216H85ZM97 217V216H96ZM99 217V216H98ZM117 217V216H116ZM127 217V216H126ZM131 217V216H130ZM130 217H129V219H130ZM135 217V216H134ZM139 217V216H138ZM159 217V216H158ZM164 217V216H163ZM188 217H190V216H188ZM43 218V217H42ZM152 218V217H151ZM200 218V217H199ZM198 218V219H199ZM259 218V217H258ZM261 218V217H260ZM259 218V219H260ZM262 218H263V216H262ZM62 219H64L65 220V218H64V216H63V218ZM68 219V218H67ZM69 219L71 220V218L69 217ZM78 219V218H77ZM136 219V218H135ZM144 219V218H143ZM156 219V218H155ZM160 219H162V218H160ZM168 219V218H167ZM201 219V218H200ZM204 219V218H203ZM256 219V218H255ZM1 220V219H0ZM10 220V219H9ZM25 220V219H24ZM38 220V219H37ZM75 220H76V218H75ZM79 220H80V218H79ZM81 220H82V218H81ZM93 220V219H92ZM115 220V219H114ZM120 220V219H119ZM125 220V219H124ZM156 220H158V219H156ZM205 220V219H204ZM261 220V219H260ZM263 220V219H262ZM261 220V221H262ZM46 221V220H45ZM61 221V220H60ZM87 221V220H86ZM121 221V220H120ZM150 221V220H149ZM165 220H163V222H164ZM168 221H170V220H168ZM254 221V220H253ZM253 221H251V225H250V227L252 226V222ZM264 221V220H263ZM4 222V221H3ZM72 222H73V220H72ZM75 222V221H74ZM73 222V223H74ZM78 222V221H77ZM91 222V221H90ZM131 223H132V221H130ZM166 222V221H165ZM180 222V221H179ZM188 222V221H187ZM255 222H257V220H255ZM5 223V222H4ZM69 223V222H68ZM70 223H71V221H70ZM105 223H106V221H105ZM124 223H125V221H124ZM129 223V222H128ZM135 223V222H134ZM151 223V222H150ZM24 224V223H23ZM79 224V223H78ZM82 224V223H81ZM89 224V223H88ZM103 224V223H102ZM115 224H116V222H115ZM250 224V223H249ZM256 224V223H255ZM53 225V224H52ZM123 225V224H122ZM126 225V224H125ZM128 225V224H127ZM132 225V224H131ZM144 225V224H143ZM146 225V224H145ZM151 225V224H150ZM149 225V226H150ZM159 225V224H158ZM167 225H168V223H167ZM192 225V224H191ZM195 225V224H194ZM194 225H192V226H194ZM258 225H260V224H258ZM41 226V225H40ZM100 226H102V225H100ZM116 226V225H115ZM129 226V225H128ZM138 226V225H137ZM153 226V225H152ZM165 226V225H164ZM174 226V225H173ZM198 226V225H197ZM256 226V225H255ZM254 226V227H255ZM263 226V225H262ZM43 227V226H42ZM48 227V226H47ZM155 227V226H154ZM191 227V226H190ZM204 227V228H205ZM248 227H249V225H248ZM259 226H257V228H258ZM77 228V227H76ZM81 228V227H80ZM100 228V227H99ZM115 228V227H114ZM122 228V227H121ZM136 228V227H135ZM145 228V227H144ZM253 228V227H252ZM256 228V227H255ZM256 228V229H257ZM18 229V228H17ZM48 229V228H47ZM82 229H84V228H82ZM113 229V228H112ZM116 229V228H115ZM185 229V228H184ZM189 229V228H188ZM187 229V230H188ZM194 229H195V227H194ZM222 229V230H221ZM254 229V228H253ZM252 229V230H253ZM255 229V230H256ZM262 229V228H261ZM78 230V229H77ZM80 230V229H79ZM87 230V229H86ZM86 230H84V231H86ZM97 230V229H96ZM110 230V229H109ZM128 230V229H127ZM133 230H135V229H133ZM138 230V229H137ZM146 230H147V228H146ZM162 230V229H161ZM160 230V231H161ZM180 230V229H179ZM191 230V229H190ZM232 230V231H233ZM72 231V230H71ZM98 231V230H97ZM101 231V230H100ZM152 231V230H151ZM155 231V230H154ZM167 231V230H166ZM182 231H183V229H182ZM203 231H205V230H203ZM222 231V232H223ZM240 231V232H241ZM258 231H259V229H258ZM258 231H256L257 232V234L261 231V234L262 235H264V230H260L259 232ZM119 232V231H118ZM132 232V231H131ZM134 232V231H133ZM190 232V231H189ZM201 233H202V230L200 231ZM209 232V231H208ZM215 232V231H214ZM221 232V233H222ZM239 232V233H240ZM245 232H246V230H245ZM256 232H254V233H256ZM78 233V232H77ZM94 233V232H93ZM101 233V232H100ZM113 233V232H112ZM138 233V232H137ZM137 233H136V235H137ZM161 233V232H160ZM185 233V232H184ZM183 233V234H184ZM196 233V232H195ZM210 233V232H209ZM231 233V232H230ZM229 233V234H230ZM233 233V232H232ZM248 233V232H247ZM252 233H253V231H252ZM253 233V234H254ZM106 234V233H105ZM115 234V233H114ZM123 234H126V233H123ZM154 234V233H153ZM167 234V233H166ZM169 234V233H168ZM177 234V233H176ZM225 234V233H224ZM223 234V235H224ZM228 234V235H229ZM249 235L251 234V233H248ZM257 234H254L255 236H258ZM260 233H259V235L260 236H262ZM122 235V234H121ZM128 235V234H127ZM131 235H132V233H131ZM186 235V234H185ZM213 235V234H212ZM223 235H222V237H223ZM240 235H241V233H240ZM244 235V234H243ZM118 236V235H117ZM120 236V235H119ZM123 236V235H122ZM130 235H128V237H129ZM138 236V235H137ZM156 236H157V233H156ZM176 236V235H175ZM210 236V235H209ZM218 236V235H217ZM233 236V235H232ZM253 236V235H252ZM98 237V236H97ZM106 237V236H105ZM116 237V236H115ZM145 237V236H144ZM158 237H162V236H158ZM172 237V236H171ZM177 237V236H176ZM178 237H179V235H178ZM181 237V236H180ZM188 237V236H187ZM213 237H215V236H213ZM225 237H227V240H229L228 239V236H225ZM241 237V236H240ZM243 237V236H242ZM241 237V238H242ZM96 238V237H95ZM102 238V237H101ZM109 238V237H108ZM123 238V237H122ZM121 238V239H122ZM124 238H125V236H124ZM148 238V237H147ZM168 238V237H167ZM173 238V237H172ZM186 238V237H185ZM191 238V237H190ZM212 238V237H211ZM236 238V237H235ZM238 238V237H237ZM248 238H249V236H248ZM119 239V238H118ZM155 239V238H154ZM159 239V238H158ZM174 239H175V237H174ZM178 239V238H177ZM245 239V238H244ZM120 240V239H119ZM146 240H148V239H146ZM173 240V239H172ZM193 240V239H192ZM237 240V239H236ZM241 240V239H240ZM17 241V240H16ZM96 241V240H95ZM109 241V240H108ZM117 241V240H116ZM116 241H114V242H116ZM125 241V240H124ZM153 241V240H152ZM167 241V240H166ZM165 241V242H166ZM178 241V240H177ZM187 241V240H186ZM190 241V240H189ZM197 241V240H196ZM118 242H120V241H118ZM122 242V241H121ZM127 242V241H126ZM148 243H143V242H141V243H139V242H137V245L135 244V241H134V243H132V244H128L129 246L131 245L132 247H131V249H128L127 248V250H125L124 251V254L126 253V256L128 255V257L130 256L129 254H131V255H134V253L135 254H139V252H145L146 253V251L147 252H151V250H147L146 248H144V247H147V246H150V245H152V243L150 242V241H147ZM154 242V241H153ZM159 242V241H158ZM173 242V241H172ZM179 242V241H178ZM181 242V241H180ZM185 242V241H184ZM213 242V241H212ZM234 241H232V243H233ZM240 242V241H239ZM260 242V241H259ZM131 243V242H130ZM138 243H139V245H141L143 248H141V246H140V248L139 247H136V246H138ZM96 244V243H95ZM100 244V243H99ZM102 244V243H101ZM158 244V243H157ZM44 245V244H43ZM52 245V244H51ZM89 245H91V244H89ZM113 245H115V244H113ZM122 245H124V242H123V244ZM136 245V246H135ZM154 245V244H153ZM166 245V244H165ZM175 245H176V243H175ZM207 245V244H206ZM244 245V244H243ZM262 245V244H261ZM29 246V245H28ZM76 246V245H75ZM111 246V245H110ZM119 246H121V245H119ZM135 246V248H139V249H134L133 247ZM202 246V245H201ZM118 247V246H117ZM116 247V248H117ZM156 247V246H155ZM247 247V246H246ZM252 247V246H251ZM26 248V247H25ZM46 248V247H45ZM96 248V247H95ZM147 248H149V247H147ZM174 248V247H173ZM78 249H80V248H78ZM88 249V248H87ZM101 249V248H100ZM120 249V248H119ZM142 249V250H141ZM218 249V248H217ZM44 250V249H43ZM60 250V249H59ZM76 250V249H75ZM93 250V249H92ZM111 250H114V249H111ZM188 250V249H187ZM222 250V249H221ZM36 251V250H35ZM46 251V250H45ZM51 251V250H50ZM79 251V250H78ZM84 251V250H83ZM87 251V250H86ZM116 251H117V249H116ZM156 250H154V252H155ZM30 252V251H29ZM72 252V251H71ZM109 252H110V250H109ZM119 252V251H118ZM154 252H151V254H148V255H153L152 253H154ZM157 252V251H156ZM226 252V251H225ZM19 253V252H18ZM48 253V252H47ZM51 253V252H50ZM114 253H116V255H117V252H113V255H115ZM120 253V252H119ZM123 253V252H122ZM161 253H162V251H161ZM176 253V252H175ZM234 253V252H233ZM22 254V253H21ZM111 254V253H110ZM123 254V255H124ZM143 254V253H142ZM159 254V253H158ZM170 254V253H169ZM177 254V253H176ZM207 254V253H206ZM232 254V253H231ZM98 255V254H97ZM113 255H110V256H113ZM122 255V256H123ZM180 255V254H179ZM238 255H239V257H241L240 256V254L238 253ZM25 256V255H24ZM62 256V255H61ZM66 256V255H65ZM135 256V255H134ZM144 256V255H143ZM155 256V255H154ZM157 257H158V255H156ZM155 256V257H156ZM163 256V255H162ZM208 256H209V254H208ZM229 256H230V254H229ZM250 256V255H249ZM31 257V256H30ZM63 257V256H62ZM116 257H118V255L116 256ZM116 257H114V258H116ZM120 257V256H119ZM118 257V258H119ZM172 257V256H171ZM178 257V256H177ZM176 257V258H177ZM188 257V256H187ZM192 257V256H191ZM204 257V256H203ZM223 257V256H222ZM236 257V256H235ZM234 257V258H235ZM245 257V256H244ZM36 258V257H35ZM61 258V257H60ZM64 258V257H63ZM81 258H83V257H81ZM123 258V257H122ZM149 258V257H148ZM166 258V257H165ZM190 258V257H189ZM221 258V257H220ZM224 258V257H223ZM247 258V257H246ZM2 259V258H1ZM17 259V258H16ZM29 259V258H28ZM96 259V258H95ZM152 259H153V257H152ZM157 260H158V258H156ZM180 259V258H179ZM208 259V258H207ZM217 259V258H216ZM251 259V258H250ZM14 260V259H13ZM21 260V259H20ZM34 260V259H33ZM39 260V259H38ZM52 260V259H51ZM59 260V259H58ZM64 260V259H63ZM67 260H69V259H67ZM82 260V259H81ZM128 260H129V258H128ZM149 259H147V261H148ZM155 260V259H154ZM153 260V261H154ZM161 260V259H160ZM183 260V259H182ZM221 260H222V258H221ZM234 260V259H233ZM15 261V260H14ZM26 261V260H25ZM39 261H41V260H39ZM48 261V260H47ZM85 261V260H84ZM115 261V260H114ZM135 261V260H134ZM187 261V260H186ZM206 261V260H205ZM214 261V260H213ZM240 261V260H239ZM243 261V260H242ZM63 262V261H62ZM79 262H80V260H79ZM83 262V261H82ZM87 262V261H86ZM116 262V261H115ZM127 262V261H126ZM152 262V261H151ZM150 262V263H151ZM154 262H156V261H154ZM158 262V261H157ZM236 263H237V261H235ZM256 262H258V261H256ZM13 263V262H12ZM67 263V262H66ZM65 263V264H66ZM143 263V262H142ZM150 263H148L147 262V264H150ZM161 263V262H160ZM166 263V262H165ZM175 263V262H174ZM183 263V262H182ZM8 264V263H7ZM11 264V263H10ZM57 264V263H56ZM152 264V263H151ZM239 264V263H238ZM248 264V263H247Z\"/></svg>",
	"mask_w": 264,
	"mask_h": 264
}]
</instances>
